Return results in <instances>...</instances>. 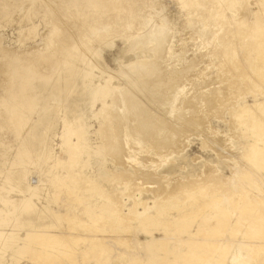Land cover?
Returning <instances> with one entry per match:
<instances>
[{
  "label": "rangeland",
  "instance_id": "rangeland-1",
  "mask_svg": "<svg viewBox=\"0 0 264 264\" xmlns=\"http://www.w3.org/2000/svg\"><path fill=\"white\" fill-rule=\"evenodd\" d=\"M189 1L190 2L194 1L191 4L192 6L189 4ZM262 1H264V0H207V1L206 0H197V1H195V0H187L186 1L185 0V4H183L184 0L183 1L182 0H159V1L158 0H0V47H1V49H0V198L2 200L5 199L4 197H6V198L12 197L13 199H17V200L18 199L23 200L25 198L30 199V197L32 196L31 191H29V192L28 191H25V192L20 191L21 190V184L26 183V182L23 181V182L17 184L14 182V179H13L15 176H12V174L15 175V173H17V171L23 170L25 168V170L28 171V174H29L28 175L29 182L27 183L28 185L34 187L35 182L41 183L43 181L44 185L40 184V185H43V187L41 186L42 187L41 189H43V190H41L42 194L44 192H45V194L51 193L52 195L59 194L60 199L58 200V198H57L58 202L56 203V201H55L54 203H52L53 204L52 208H54V210H56V211L58 210L57 212H61V214H64V213L66 214L69 211L70 214L74 213L75 216L77 217V219L82 218L83 220H87V217H88L87 215H88V213H90L89 210L87 209V207L92 206V205L94 206V204L92 202H89V201H85V200L83 201V199L80 198V196L81 197L83 195L86 196V194H84L85 190L83 191L81 189V191H80L79 186L73 185L74 183H69V182H66V184L63 185V182H62L63 179H61V178H63L62 176H64L63 174L66 172L67 168H65V167L62 168L61 166H60V168H58L59 166L52 168L50 166L51 165L50 162H49L50 165H49V163H47L48 165L45 164L44 166H40L38 164L39 162L36 163V161H40L39 157L38 158L36 157L37 158V160H36V159H34L35 158L34 156L31 158L33 159V161L34 160H36V161L32 162V160L30 159L31 162L29 161V163L25 164V163H21V157L17 156L18 152L20 154V152L23 151L21 149L22 148L21 144L23 143L22 137L25 136V134L27 135L29 132L28 129H30V124H29L30 122L28 120H30L31 122L38 120L37 110L42 105V100L39 98L41 96V92H42L41 90L42 89L38 85L45 83V81H46L45 77H48V76L50 77V76L54 75L53 78H55V77H57L58 74L65 73L66 68H67V67H65L66 63L68 64L70 62L69 64H74L76 62L78 65L81 64L80 68L82 66H84V68H86V65H87L86 60H89V59L91 60V58H89V57H92V60L94 59L95 62H97L102 67V69H105V70H108V69L111 70L112 69L111 71L114 72L112 74L113 77L111 75H108L105 77V79L107 78L106 80H109V79L113 78L110 81L111 85H113L114 83L118 84V82H122L123 80H126V78L121 79V77H124V76L126 77V75H125L126 73H127V75L137 73V72H135V69H134V66H136V65L132 64V62H129V61L131 59H134L137 55L140 56V54L142 52L144 53V54H141L143 56V60H144V57H147L149 63H151V64H146L147 67L151 66L154 68V66H158V68L160 70H163L161 72L162 78H160V80L158 78H155V79H157L155 82H151V81L149 82L148 81L149 78L146 80L144 78V80H141L142 82H145L144 84L154 83V84L147 85L148 86L147 89H149L148 91H150V92L147 93V91H146L145 94L144 93L140 94L138 91L135 92L136 88H131L132 90L135 89L134 91H130L131 89L130 90L128 89L130 91V92L127 91L128 94H126L127 92L124 91L121 95H118L119 97L120 96L123 97L121 99V101L119 99L116 100L118 102V104L122 102L123 103V104L121 103L122 106H121V104L118 105L116 101H115V103L117 106L113 105V104H112V106L113 107L115 106L116 109H118L116 111L123 113L125 111H129V110L133 109L137 104L138 107L137 106L136 107L139 109V112H141V113L144 112L142 115H145L146 112H147L146 114L151 113V115H153V116L155 115L153 118L158 116L159 111H162L160 113L164 112L163 115L161 114V116L159 114V116H160V117L158 116V120H160L159 122H158V120H155L158 122V123L156 122L157 125L155 126V129L157 127L159 128V126L161 127V125L164 124V125H162L163 128H161V129L159 128L158 130L156 129L155 133H157V131L158 132L162 131L161 133H163L166 130L167 133L164 132V134L165 133L168 134L171 131V127H172V129H174L173 127H175V126H176V129H179V128L181 129V133L184 129V131L187 134L190 133L189 134L190 136L185 134L186 136L181 135L182 136L181 137L180 136L181 133H179L178 138L179 139L181 138V139L177 142H178V144H181L183 142L181 145L185 144L187 148L184 147V145L181 146V145L177 144L178 145L177 148L182 147V148H184V150L182 148H179V149L176 148L175 149L174 146L171 144L170 139H169L168 143L172 147H170V145L167 142H165L166 144H163L164 143L163 141H162L163 143L162 142L157 143L158 141L155 142V139H153L156 137V136L152 135V133H154V132L151 131V133H148L150 131H147V133H145V131H143L141 133V131L140 132L138 131L135 133L136 135L133 134L134 136H132L134 139L136 138L135 136H137L136 141L131 140L130 142H128L130 144V146H128V143H126V142H124L125 144H123V142H122L123 146L121 145L120 142H115L117 144L112 143L115 145V147H114V145L111 144L112 146H110V148H115V149L117 148V150L116 151L108 150L109 153L104 152V154L107 153L105 155L110 157V158L107 157L109 159V161L112 162L114 159H115L114 160L115 162H116V160L119 161L118 156L120 155L122 157V159H120V161L118 162L119 164H117V162H116L117 165L116 164L115 165L117 167L121 164L120 166H122L124 168L130 167V170H132V171H134L135 169L139 170V168H140L141 172H143V169L147 167L144 171H146L148 169H151V170L153 169L155 172V175L160 176V175H158L160 173H161V176L162 175H166V176L170 175L169 177H172L170 180L175 179L176 182H178L177 180H179L180 182H183V181L186 182L188 180V178H190L191 176H192L191 178L195 179V175L197 176L199 174L203 176L204 173H206L205 168H207V166H205V165H207L206 164L207 162L209 163V165L212 164L211 166H213L215 168V170H216L215 173L219 172L223 176V178H227V179H225L227 182H229L230 178H234L235 171H233V169H232L233 165L239 166V168H240L239 174H241V172L243 171L241 174L242 176L239 179V182H240V180H243L246 178L245 180H243L244 183L242 181L240 182V184H239L240 186L237 184V183H239V182H237L238 180H236V182H235L236 186L234 185V187H233L232 184L228 185L229 187L227 186V188L229 190L232 189V192H229V193H231V194L234 193V194H232V199H230L231 201L226 200V202L224 201V203L220 204L221 208L224 207L222 210L226 209V213H227L226 215H225V213H223V211L218 212L219 211L218 208H220V207L217 208L214 203H212L211 205L209 204V206L207 205V207L206 206L202 207V204L205 202V200H203L205 195H208V196L212 195L214 192V190H213L214 188L212 189V187H211L210 191L212 190V192H210L208 189V191H207L208 194H206V192H204V191H201V189H197V188H196V190L193 189L194 191L191 190L192 192H196V193H194V195L198 198V202L192 201L190 203V201H188L186 199L178 200L180 198V197H178V195L181 194L182 196H184L183 195L184 193L182 194L181 192H184L185 190H189V189H187L188 187H183V188H186V189H184V191L182 190L183 188L175 187L176 191H173V192H175L176 194L173 196H175L176 198L174 200L175 202H173V203H177L179 201L180 204L178 202L177 204H174V205H177L178 207L181 205L180 207H183V209H184V207L185 208L188 207V210L187 209H184V210L186 212L188 211L189 213L191 212L188 215L193 216V220L191 221V222H193L192 228L187 230L185 228H178L175 226V224H171L170 227H167V229H163V227L160 226V227H158V229L160 228L158 230L156 228L157 226H155V227L153 226V227L148 228L149 230L146 231L148 233L144 232L145 230L142 227H140V224H139L140 219L145 217L146 215L147 216H149V215L153 216L154 214L155 215L157 214L156 212L158 210L162 211V209H164V211H162L163 215H160L161 218H158L159 219L158 222H161V223L162 222L165 223L166 220L167 221L174 220V217L178 216V212L176 210L172 209V205L169 207L168 204H164V202L166 203V201L162 202V200L160 198L158 199V194L157 195L155 194L156 192L159 191L158 188H160L162 190L161 187L166 188L165 186H168V185H171V188H173L174 185L171 183L170 180H169L170 183H169V181L165 182L164 180H162L163 182L162 181L159 182V181H156V179L153 180L150 178H148L149 180L148 179H144L142 181L139 180V182H138L139 185L137 187H135L136 190H134V192L132 191L133 194L129 193L128 194L129 196H127V198H126V196H124L127 199L126 203L124 204V207L127 209L133 208L131 211L132 213L130 212V214L133 216L135 215V217H134L135 220L132 221V223H131V225L134 229V230L132 229L134 233L133 232H132L133 234L128 233L131 236L124 234V233L123 234L122 233H111L110 227L104 226V228L101 232L102 235H100V236H97L98 234L94 235L95 238L97 236L99 238V240H98V238H96L95 241H90V242L94 243L92 245V243H89L88 237L90 238L93 236L86 237L87 240L85 242L78 240L79 237L77 238V236L81 232H82L81 234L84 236L85 235H92L91 233L86 232L82 227H81L82 230L79 227L75 231L77 234L75 232L70 233L74 237L70 236L68 234L69 232L67 233L66 231H64L63 233H60V232H62V229L67 228L68 222L65 221L63 219V217H61L60 220H58L57 217H54V218H52V221L53 222L55 221L54 225H57L58 227L54 226V228H52L48 232V234L50 233L49 234L50 235V241L46 240V242H45V240L39 239V238L37 239L35 237V235H33L32 236L33 238L31 237V239L29 240V243L31 245L28 244L29 249L34 248V250H37L38 252L47 250V251H44L45 252L44 256L46 258L45 257L43 258V254H40V256L38 254L37 255L38 257H37L30 250L26 251V254H28V252H29L28 255H26L25 252H24L25 255L24 254H22L21 256L19 255L20 253L17 252L18 248H16V247H18L17 238L25 236L26 229L23 226L20 227V226L16 225L17 222H14V221L12 222V220H14L16 217L15 214L11 215L14 212L13 211V209H14L13 205L11 203H8V206H6L7 205L6 202H4V200L2 201L0 199V216H2V219L6 218V219H9L11 221V222H8L7 220L2 221L0 224V228L2 227L0 229L1 230V232H0L1 233L0 243L1 244L3 243L2 245H4L3 247H1L2 245L0 246L2 248V250L0 248V251L2 252V253L0 252V256L3 254V252L5 250L8 251V252L6 251V253L4 252V254L2 255L4 258L0 257L1 258L0 260H2L1 261L2 264H3V262H4V264H12V263L17 264V262H18V264H38L41 262H42L41 264H47V263L48 264H52V263L58 264V262H60L59 264H61V263L62 264H75V263L76 264H203L204 262H208V261H209L208 262L209 264H240V263L245 264V263H247V261L249 259L251 261H249L250 263H247V264H264V248H263L264 247V242H263V240H264V237H263L264 236L263 235L264 234V213H263L264 212V208H263L264 207L263 206L264 200H262V199H264V196H263L264 194L262 195V193H264V192L263 191L261 192L260 189L253 188L249 184V183L259 179L257 177H259L261 174H264V170H258L257 171V169L255 167H253V165L246 164V163L244 165H248V166L245 167L243 165L244 161H241V163L243 162L241 164L243 166L242 167L241 165H239L240 160L238 158H232V155H230V157L227 156V154L229 155L233 152L239 153L241 151H244L243 145L246 146L247 142H251L253 139H255V134H257V133L261 134L262 131L259 132V130H261L259 127L253 128V126H251L249 124L250 122H248V123L237 122L235 125L237 128L234 129L235 134L232 135L233 131L230 129L229 124L226 122V121H230L231 120L230 118H232L231 116H229L230 114H229L228 109H225L224 113H223L226 121L224 119L223 120L218 119V117L215 116L216 111L220 110V108H222V105L227 103V101H229V99H226L229 96V95L226 96V94H229V91L231 93H233L232 98H234L235 95L239 96L240 93L243 91L240 96L244 95V98H242V99L239 98V99H241L240 101H239V99L235 100L236 105L243 104L244 100L248 103H253L255 101V99H256L255 97H253L250 94H245V92H244V90L247 91L246 89H249L248 87L250 86V85H247L244 83V77H245L246 72H247V74L251 73L252 78H255V81L257 82V84L259 83L262 86V88L264 87L263 86L264 81H262L264 79V77H263L264 76V70H263L264 69V66H263L264 65L263 64L264 63V50H263V48H264V26H263L264 25V8H263L264 5H262L263 4ZM248 2H249V4H251L250 6H248ZM187 3L189 5V8H188ZM184 5H186L187 7L185 6V8H184ZM196 5H198V6H196ZM244 5H247V6L245 7ZM260 6H261V9H259ZM244 9H246L247 11H244ZM258 11H260L261 14ZM237 12H239V13H237ZM245 13L246 14L249 13L248 17L247 16L245 17ZM239 14H240V16L242 15L241 17L244 16V18L242 19L240 16H238ZM259 14H260V16H259ZM230 18H231V20H230ZM246 18H247L248 24L257 25L258 29L260 28L259 31L257 32L258 34L257 33H251L249 31L248 26L245 24L246 22H243V23L240 22V20H246ZM229 21H230L231 25H228ZM191 23H193V24H201L202 23L205 28H208L209 34L205 31H201L198 28V30L201 31V34H200V31L198 32L197 28H195V26H193V24H191ZM238 23H240V24H238ZM259 23H261L263 25L260 24L261 25L260 26ZM74 24H76V25L74 26ZM146 24H148V25H146ZM201 25H198V27H201ZM146 26H147V28H146ZM238 27H239V29H238ZM78 28H79L80 32H78ZM211 28H212V30L213 29L214 30L212 31ZM246 29H248V30H246ZM239 30H240V32H239ZM195 31L198 34H196ZM55 32H58V33H55ZM74 32H75V35L77 36L76 39L78 41L74 38L75 37ZM77 32L80 34H77ZM155 32H156V34H155ZM202 32H203L204 36L202 35ZM204 32H205V34H204ZM210 32H211V35H210ZM206 33L208 34V36L206 35ZM214 33L216 34V36ZM48 35H50L51 37L47 38ZM52 35H54V36H52ZM58 35H60V36H58ZM209 35L211 36V41L209 40L210 38L208 39V37H210ZM212 35L215 38L214 37L212 38ZM45 36H46V39H45ZM141 37H143L144 40H140ZM151 37H153V38H151ZM199 37H200V39H199ZM201 37L203 40L201 39ZM205 37H207V40L205 39ZM143 38H141V39H143ZM220 38L222 39L221 41H220ZM79 39H81V40H79ZM129 40L130 41L132 40L131 44H130ZM208 40L210 41L211 44L209 43ZM75 41H77L78 44L80 46H82L83 49H79L81 47H79V45ZM108 41L110 42V44H108L109 43ZM140 41H142V42H140ZM153 41H155V42L153 43ZM161 42H162V44H161ZM165 42H167V43H165ZM204 42H205V44H204ZM72 43L74 44V46ZM102 43H103V45H102ZM111 43H114L113 44L114 46L111 45ZM142 43L143 44L145 43V44L143 45ZM76 44L78 47L76 46ZM81 44H83V45H81ZM148 44H149V47L147 48ZM150 44H151V46H150ZM234 44H236L235 45L236 49L234 48V50H233ZM257 44H259V45L257 46ZM131 45L133 47V50H130ZM134 45H138V48H137V46L134 47ZM159 46H160V49H159ZM68 47H70V48H68ZM88 47L90 49H88ZM95 47H96V50H95ZM132 47H131V49H132ZM212 47H214L215 49H213ZM221 47H222V49H220ZM100 48H101V51H100ZM134 48H135V51H134ZM140 48L142 50H140ZM80 50H82V51H80ZM139 50L141 53L139 52ZM156 50L157 51L159 50L161 55L159 54V51L157 52ZM212 50L213 51L215 50V52H216V50L217 51L219 50L220 54L218 52H216V53L214 52V54H213ZM232 50H233V52H232ZM236 50H238V52ZM246 50H249V51L246 52ZM164 51H167V52L164 54ZM228 51H230V52H228ZM258 51H260L259 52L260 54L258 53ZM85 52L88 53V55H89L88 57H86L84 55ZM93 52H95V53L97 52L98 55L100 54L101 56L99 55V57H98L97 53L95 54ZM101 52H104V53H101ZM155 52H157V54L159 56ZM202 52H203V54H202ZM224 52L227 54L225 55ZM234 52L237 55L239 54L238 55L239 59L235 60L236 55ZM127 53H128V55H127ZM248 53H249V55H248ZM221 54H223V55H221ZM229 54L231 56L232 55L233 56L230 57ZM94 55H96L97 58ZM244 55H245L246 59L244 58ZM246 55L248 58L246 57ZM49 56H50V58H49ZM123 56H125V57H123ZM149 56H151L155 60L152 59V62H151V59H149ZM160 56L162 59L164 57L165 58L163 60H161V59L159 60L158 58H160ZM218 56H220L222 59L220 57L218 58ZM101 57H102V59H100ZM122 57H123L124 61H123ZM155 57H157V58H155ZM226 57H228L227 58L228 60L226 59ZM48 58H49V60H48ZM252 58L256 61H254ZM260 58L263 61H261ZM78 59H79V61H78ZM119 59H120V61H119ZM218 59H221V60H218ZM224 59H226L227 61L225 62ZM233 59L235 60V63L232 62ZM157 60H159V62L161 61V63H159ZM117 61H119L120 63H118ZM154 61H155L156 65L154 64ZM167 61L170 65H168V63H166ZM213 61L215 62V65H214ZM239 61H241L243 63L241 64ZM157 62H158V64H157ZM162 62L167 64V67L165 65L166 68L163 67L164 64H162ZM245 62H247L248 64ZM258 62H259V64H257ZM57 63H59V64H57ZM224 63L229 65V66L225 65ZM230 63H232L233 66ZM249 63L251 66H249ZM26 64L28 66H26ZM124 64H125V66H124ZM237 64H238V66L239 65L240 66L235 67ZM243 64L245 65V67ZM246 64H247V67H249V68L246 67ZM119 65L120 66L122 65L124 67V69L128 68V66H130V67H129V69H127L128 71L125 70L126 71L125 72L122 66H121L122 69L120 70L121 67ZM171 65H172V67H170ZM252 65H254V66L256 65V67H254V66L252 67ZM258 65H259V67L257 68ZM174 66L177 67L176 70L174 69ZM34 67H35V70H34ZM151 67H150V69L148 68L149 71H151ZM225 67H228V68L225 69ZM232 67H234V68H232ZM243 67L248 69V70L243 69ZM251 67L254 69H252ZM29 68H31V69H29ZM168 68H170L171 70ZM202 68H203V70H202ZM27 69L32 71V72L34 70L33 74L31 75L30 74L31 72L29 73V71ZM118 69L120 71H122L124 75ZM167 69L170 71H168ZM230 69L231 70L233 69L232 71H234L236 73L232 72ZM4 70H6L8 73L6 74V71H4ZM173 70H174V73H173ZM176 71L179 75L176 73ZM180 71L183 72L182 74H184V75L186 74V75L185 76L182 75ZM189 71L191 72V74ZM240 71H242V72H240ZM253 71H255V72H253ZM257 71H258V73H256ZM50 72L52 73V75H49V74H51ZM171 72L173 75L172 74L170 75ZM231 72H232V74L233 73L234 74L232 75ZM238 72H240V74ZM116 73L117 74L120 73V74H118L119 76ZM222 73H224L223 76H221ZM27 74L31 75V76H28ZM115 74H116V76H118L117 77L118 80H117L116 76H114ZM152 74H154V73H152ZM174 74H176L177 77H176V75L174 76ZM243 74H244V76H241ZM180 75L182 77L184 76L185 78L184 77L182 78ZM227 75H229V77ZM20 76H23V78ZM24 76H26V77H24ZM131 76H133V75H131ZM166 76L170 79H166L167 78ZM218 76H220L222 78H220V77L218 78ZM178 77H181V78H178ZM234 77H235V79H234ZM215 78H217L216 81H215ZM259 78H263V79L259 80ZM120 79H121V81H120ZM163 79H166L164 85L160 84V82H164ZM173 79H175V81ZM179 79H182V80H179ZM205 79H208V80H205ZM222 79L225 82L222 81ZM52 80H50V81H52ZM169 80H170V83H169ZM228 80L230 82L234 81L233 82L234 87L233 88L230 87L231 90L229 88V91L226 93L222 89V86L224 88V85H227V83H230ZM238 80H240L241 86L239 85ZM146 81H147V83H146ZM208 81L210 82L209 83L210 86H208V88H207V85H208L207 82ZM212 81H213V83H212ZM221 81H222V84H221ZM226 81H227V83H226ZM137 82L140 84L139 81H137ZM199 82H201V83L199 84ZM237 82H238V84H237ZM256 82H254V83H256ZM206 83H207V85H206ZM117 84H114V85L116 86ZM165 84H167L168 87H167V85L165 86ZM169 84H171V86ZM153 85H156V86L153 87ZM260 85H259V87L261 88ZM169 86L172 88H170ZM220 86H221V88H220ZM210 87H212V88H210ZM241 87H242V90L240 89ZM167 88L169 91L166 90ZM234 88H235V90H237L236 92L233 91ZM172 89H174V90H172ZM193 89H194V91H193ZM215 89H217V90L215 91ZM212 90H214L216 92L214 94V97H213L214 92ZM220 90L223 94L225 92V94L221 95ZM240 90H241V92H239ZM263 90H264V88H263ZM132 93L134 95L137 94V96L140 94L138 98H141L140 96H142V94L146 95V96L143 95L141 100H142V102L146 101V102H144V103H146V105L149 104V102H150V104L147 105L148 107L146 105L142 106V105H139V103H136L137 101L134 100L136 98V96H133ZM162 93L163 94L166 93L165 95H167V94L168 95L165 96V95H162ZM203 93H205V94L207 93V95H205ZM216 94H218V95L220 94L219 95L220 98L218 97V95L216 96ZM259 94H261V93H259ZM259 94H257L258 99H262L263 96L259 95ZM42 95H43V92H42ZM70 95H68V97H70ZM187 95L190 96L191 98H193V97L198 98V100H199L198 101V105H199L198 107L199 108L195 105L194 106L196 108L195 107H193L192 109L190 108L191 110H189V108H187V109L184 108V110L186 109L185 110L186 112L184 110L180 109V107H184L183 105H185V103H186L185 101H186V98L188 97ZM202 95L203 96L205 95V97H207V98H205V101H207V102H209L210 97H212L211 101H210L211 103L210 102L206 103L205 101H203L204 97ZM246 95H247V97H246ZM236 96H235V99H236ZM68 97L66 98V96H65L66 100H68ZM127 97H129V99ZM167 97H168V99H167ZM201 97H202V101H200V99H199ZM37 98H38V100H37ZM208 98H209V101L206 100ZM108 99H109L110 103H112L111 102L112 98H108ZM124 99H125V101H124ZM126 99H127V101L129 100V102H128L129 104L133 103L132 106H134V105L135 106L132 107L131 105H129L127 103ZM221 99H222V101H221ZM66 100H64V104H65ZM122 100L124 102H126V104H128V106ZM133 100L136 102H134ZM137 100H139V99H137ZM170 100L172 101L174 106L171 102H169V103L172 105H170L168 103V101H170ZM175 100H176V102H175ZM131 101H133V102H131ZM213 101H215V103H217V104L221 102V104L219 105L218 109H217V107L215 109L214 106H212L215 110L212 108L214 111L211 110V112H210L211 105H213L212 104ZM237 101H239V102H237ZM238 103H240V104H238ZM49 104L52 107L51 112L53 114L56 115L58 110H59V115L64 113V111H63L64 106H65L64 104L62 106H58V105L52 104V101H50ZM124 104L129 109L127 107H125L126 109H124ZM151 105H152V107H151ZM209 105H210V107H209ZM141 106L142 107L145 106L144 109L145 108L146 109L145 110L143 108L141 109ZM202 106H203V109L200 108ZM207 106H208V109H207ZM101 107H102L101 103L98 102V104L96 106V110L97 109L100 110L99 108H101ZM136 107L134 109H136ZM167 108H169L170 110ZM171 109H174L176 111H172ZM179 109L182 111H180ZM198 109H200V110H198ZM112 110H115V108L109 109L108 113H110V111L112 113ZM167 110L169 111V116H168ZM192 110H193V114L189 115V113ZM205 110L206 111L209 110L210 114L208 115V113ZM148 111H149V113H148ZM165 111L167 112V116L169 118L165 115V113H166ZM156 112L158 114H156ZM172 112L175 114H173ZM182 112H183V114H182ZM184 113H188V116H187V114H184ZM179 114H181L182 117H181V115L178 117ZM194 114H195V116H194ZM203 114H204V118L203 117L200 118V115L202 116ZM206 114L210 117H208ZM24 115H26V116H24ZM191 115H193V118L189 117ZM164 116H166V119L164 118ZM175 116L178 118V120L176 119ZM171 117H172L173 121H175V119H176L178 122L176 121V124H175L172 120L170 121ZM185 117H188V118H185ZM195 117L198 118L199 121H202L203 124H204V122H206V123L208 122V124H210V126L215 130V133L217 134V136L221 135L220 136L221 138L220 137H214L213 138L212 136H209L208 140H206L207 142H209L210 144L213 143L214 146H216L218 148L219 147L222 148V146L226 147V145L230 146L231 149L228 148L227 149L228 151L225 148L226 152H224V154H223L224 157L222 159H221L222 154L220 155L215 150L216 148H213L212 146H211L212 148L210 146H208L207 148H203L204 138L202 137L203 136L202 134L205 133L204 128H203V126L200 127L199 124L194 125L195 123L193 122V119ZM163 118H164V120H163ZM167 118L169 119L168 121H166ZM182 118H185V119H182ZM200 119H202V120H200ZM24 121H26V122L28 121L29 123H27L24 126V124L26 123ZM91 121H93V122H91ZM91 121L89 120L90 124L93 126L92 132H94V131L98 130V128H99V126L97 124L98 122L97 121L95 122V119H92ZM179 121H180V123H179ZM181 122L183 124H181ZM125 123L126 122L124 120V125H125ZM190 123L192 124L191 126L188 125ZM242 123L245 125H243ZM22 124H23V126H22ZM60 124L62 125V123L59 122V127L57 130L58 136L54 138V145H55L54 151H55L58 159L62 160V162H63V161L68 160V154L66 152L67 145L66 144L63 145V143H62L63 141H61L62 139H60V135L62 133V127L60 126ZM158 124H159V126H158ZM180 124L182 126L185 124L183 126L184 128H182V126H180ZM28 125H29V127H28ZM170 125H173V126L170 127ZM168 126L170 127V129L168 128ZM195 126L200 127L202 129L201 132L203 131V133H201L200 129L198 127L196 128ZM188 127H189V130H188ZM17 128H18V131H17ZM45 128L46 127L44 126L43 129H45ZM185 128H186V130H185ZM205 128H206V125H205ZM195 129L198 131H196ZM184 131H183V133H184ZM191 132L192 133L194 132L195 134L191 135ZM196 132L197 133L200 132V134H197ZM140 134L141 135L144 134V136L146 135L147 137L146 136L145 137L140 136ZM236 134H239V135L237 136ZM235 135L237 137H235ZM50 136H52V135H50ZM138 137H140V139H138ZM73 138L75 139V141H77V138H75V136H73ZM93 138L96 141V137L94 136ZM74 139H72V141H74ZM124 139L126 141V137ZM137 140H140V141L137 142ZM147 140L149 143L147 142ZM219 141L221 143V146H220ZM224 141H226V142H224ZM119 143H120V145H118ZM131 144L133 145L132 147H134V148L131 147ZM143 144L144 145L146 144L148 149H146L147 147H145ZM147 144H150V146H152L154 144V146L152 148ZM173 144H175V143H173ZM125 145H127V147ZM136 145L140 147V148L138 147L139 150L135 149V148H137ZM217 145H219V146H217ZM121 146L122 147L125 146L124 148H126V150H127V148L129 149V150H127V153H126V150L124 148H122ZM159 146H161V147L163 146V147L160 148ZM167 146H169V148H167ZM19 147H20V149H19ZM141 147L145 148L146 151L143 148L141 149ZM149 147H150V150H149ZM157 148H159L161 150V153L163 155L161 153H159V155L161 154L162 157L156 153V152H158V151H156ZM173 148L175 150H178V151L176 152ZM169 149H170V153L168 152ZM122 151H124V152H122ZM128 151L129 152L131 151V153H133V154L129 153ZM134 151H136V152H134ZM144 152L147 154H144ZM216 152H217V154H216ZM113 153L114 154L116 153L115 155H117V153H118V156H115V155L113 156L112 155ZM120 153H122V154H120ZM124 153H126V155H124ZM164 153H166V154H164ZM108 154H111V155H108ZM140 154L141 155L144 154L143 158ZM156 154L160 157L161 160L159 159V157H156L157 156ZM167 154H168V156H167ZM218 154H219V156H218ZM145 155L147 158H148V156L156 157V159H155L156 163L154 162V160L150 161V162H152V164H151L152 166H151L150 163H143V161L140 162L143 159L145 160V158H146ZM111 156H112V158L113 157L114 158L112 159ZM116 157H117V159H116ZM196 157H197V159H195ZM17 158H19L20 162L17 160ZM139 159H140V161H139ZM157 159H158V161H160V162H158V166H157ZM162 159H164V160H162ZM114 161L111 163V165L115 163ZM131 161H135L136 163L131 162ZM162 161H165V162H162ZM171 161H172V163H170ZM124 162L127 164H125ZM122 163H124V165H126V166H123ZM140 163H141V166L135 165V164L139 165ZM173 163H174V165L176 164L175 168H174ZM14 164H16V165H14ZM35 164H37V165H35ZM153 164H155L154 166L156 167V169L153 166ZM21 165L23 167H21ZM133 165L136 167H134ZM143 165H146V166L144 168H141V167H143ZM47 166H49V167H47ZM249 166L252 167L253 169H255V173H254V170L252 168H250ZM122 167H118V168H122ZM150 167H153V168H150ZM249 168H250V170H249ZM244 169L245 170L247 169L248 172H247V170L245 171ZM40 170L45 174H43L41 172V174H42L41 175ZM36 171H37V173H36ZM203 171H205V172H203ZM249 171H250V173H249ZM256 171L259 173H257ZM251 173H252L253 177L255 176L254 178L251 177V175H250ZM244 174L247 176H245ZM258 174H259V176H258ZM173 175H175V176H173ZM176 176H177V179L175 178ZM185 177H187V178H185ZM247 178H249L250 181ZM9 179L10 180L12 179L11 180L12 182L9 181ZM185 179H187V180H185ZM147 180H148L149 185L152 184L155 187V188L151 187L152 185L149 186V187H151L152 191L150 190L149 187H147L148 186V183L146 182ZM51 182H54V183H51ZM155 182H157V183H155ZM160 183H163V184H160ZM166 183L168 185H166ZM241 183L243 184V187H242ZM105 184H106L105 188H110L109 187L110 185H108V183H105ZM140 184L141 185L143 184V187L142 186L139 187ZM144 184H145V187H144ZM204 184H206V183H204ZM260 184L264 190V185L262 183H260ZM67 185L70 188L72 187L71 188L72 192L67 189L68 188ZM155 185L157 186V189H156ZM235 187L239 188V189H236ZM140 188L142 189V191ZM143 188L144 189L148 188V189L143 190ZM233 188H235V189H233ZM243 188H244V190H243ZM154 189H156L157 191ZM197 190L199 191V193ZM202 190H203V188H202ZM229 190H226V191H229ZM246 191H248V193L246 195L248 198H246L244 195V193L246 194ZM177 192H180V194L179 193L177 194ZM202 192H204V193H202ZM240 192L242 193L241 194L242 196L240 195ZM19 193H20V195H19ZM256 194H258V195H256ZM260 194H261V196H260ZM233 195H236V196L233 197ZM19 196L21 197V199ZM156 196H157V198H156ZM200 196H203V197L199 198ZM240 196L245 197V198H241ZM128 197H130V198L128 199ZM133 197L136 198V201H137V199L141 200L142 203L138 200V204L136 205L133 202L135 200V199H133ZM254 197L255 198L257 197V198L254 200ZM34 198H35V202L37 201L36 203H39L38 204L39 206L42 204V202L44 204H46V202L44 201L43 198H41V200H38L36 198V196ZM249 198H251V199H249ZM245 199H246V201H248V199H249V201L251 200V202L248 201L250 203V205L248 202L245 201ZM160 200L162 203H160ZM185 200L187 201V204H186ZM252 200H254L255 202H252ZM157 201H159V202L157 203ZM261 201H263V203ZM146 202H147V204H146ZM183 202L185 205L183 204ZM192 203H193V205H192ZM251 203H252V205H251ZM258 203H259V205L262 203L260 205L261 207L258 205ZM133 204H135V205H133ZM143 204H144V206H143ZM139 205L140 206L142 205V206L140 207ZM145 205H146V208H144ZM246 207H248L247 209L249 211L248 210L243 211V210H245ZM170 208H171V210H168ZM140 210H141V212H144V211L145 212L140 214L141 213ZM142 210H144V211H142ZM253 210H255V211H253ZM250 211L251 212L253 211V213L251 214ZM152 212H153V214H151ZM248 212L251 215H249ZM261 212H262V214H261ZM244 213H247V214H245L243 216ZM6 214H7V216H6ZM9 214L11 215V217ZM138 214L140 216H138ZM14 215H15V217H14ZM228 215H230V216H228ZM217 216H219L220 218L219 217L217 218ZM224 216H225V218L223 219ZM240 217H241V219L242 218H245V219L241 220ZM56 219H57V221H56ZM176 219L178 220V217ZM228 219H229V221H228ZM239 220H240V222H239ZM223 221L225 224H223ZM60 222H61V225L56 224V223L60 224ZM13 223H16V224H13ZM200 223L203 226L204 230L206 231L203 233V234L206 233L205 239H204L205 235H203L202 238H199V237L194 238V234L197 233V230L199 228ZM238 223H240V224H238ZM254 224H255V227H252V226H254ZM233 225H234V227H233ZM250 225H252V226H250ZM15 226H18V227H15ZM248 226L250 227L249 230H248ZM261 226H262L263 230H260ZM11 227L13 229H10ZM61 227H62V229L60 230ZM223 227H224V229H223ZM170 228H172L173 230H171ZM251 228L252 229L256 228V229H253L255 231H252ZM9 229L12 231H10ZM20 229L23 232L22 231L18 232V230H20ZM180 229H182V230L180 231ZM215 229L216 230L220 229V230H218V231H220L219 234H217L218 231L216 232ZM53 230H56V231H53ZM232 231L233 232L236 231L235 232L236 235ZM7 232H9V234ZM106 232H107V235H106ZM151 232H153V233H151ZM222 232H223V235L221 234ZM251 232H253V233H251ZM261 232L263 233L262 234L263 236L260 235ZM53 233H55V234H53ZM64 234L65 235L68 234L65 237L66 239L63 236ZM103 234H105L104 235L105 237L103 236ZM246 234H248V236L250 235L251 237L250 236L248 237ZM252 234H254V235L258 234V235L252 236ZM12 235H14V236H12ZM57 235L62 238L61 239L62 241H60V242H63V243L62 244L60 243L61 245H59V243H54L52 241L57 237ZM217 235H219L218 236L219 238L217 237ZM116 236L117 237L121 236V238H124V240H128L132 236L133 237L131 239H129L128 241H125V243H127V244H125L124 242H122V240L120 241L119 238H116ZM14 237H15V239H14ZM255 237H256V239H255ZM70 238L71 239L74 238L72 240V242H71ZM215 238L218 239V242L220 240H222V241H220L221 243L215 242V241H217V239H215ZM6 239H8L9 241H11L13 243L12 244L9 243V241ZM13 239H14V241H12ZM32 239L34 241H32ZM75 239H77V241H75ZM115 239H116V241L121 242V244L119 242H116ZM158 239H160L161 242H156V240H158ZM162 239H164V240L162 241ZM198 239H200V240H198ZM201 239H202V241H201ZM102 240H103V242H100ZM3 241L4 242L6 241L5 242L6 245ZM39 241H43L44 243H46L45 246H42L44 244L43 242H41V244L39 245L38 244ZM66 241L69 242V244L65 243ZM73 241L75 242V245H74ZM98 241L102 245H100L98 243ZM138 241H139V243H138ZM188 241H189L190 245H189V243H187ZM195 241H197L198 243L202 242V243H200L201 246H199V244ZM203 241H205V242H203ZM207 241L209 244L211 243V245H209L208 243L206 244ZM246 241H247V243H246ZM50 242H51V245H50ZM76 242H77V244L82 243L81 246H80V244L77 245ZM212 242H215V243H212ZM15 243L17 245H13ZM35 243L37 244V246ZM104 243H105V245H104ZM229 243H230V246H229ZM12 245L14 246V249H13ZM72 245L75 247V249L73 248ZM76 245L79 247H76ZM222 245L224 248L228 249V254H225L223 252V250L221 249ZM240 245L241 246L243 245V246L240 247ZM244 245H246V246L248 245V246L245 247ZM5 246H7V247H5ZM49 246H51L53 248L51 249ZM56 246H57V248H54ZM228 246L230 249L228 248ZM4 247H5V249H4ZM98 247H100V248H98ZM69 248H71L72 251ZM104 248H106V251H104ZM192 248L194 249L193 252L191 251V250H193ZM68 249L71 252L67 251ZM98 249L102 250L103 252H101V251L98 252ZM188 249H190V250H188ZM218 249H220V250L217 252ZM13 250L16 252V255H15V252ZM213 250H215V251H213ZM58 251H61L62 254H60V252L58 253ZM73 251L75 254L74 253L72 254ZM13 252H14V255H13ZM190 252H192L191 256H190ZM181 253H183V254H181ZM185 253H186V257L190 256V258H186L185 256H183ZM222 254H225L226 257ZM30 255H31V257H30ZM219 255L223 261L221 260ZM207 256H208V258H207ZM35 257H37L38 260ZM40 257H41V260H40ZM73 257H74V259H72ZM243 257L244 258L246 257L248 260L247 261L246 260H243V261L240 260ZM32 258L34 259L33 261H32ZM197 258L198 259L200 258V259L198 260ZM253 258H255V259H253ZM236 260H238V261H236ZM55 262H57V263H55ZM171 262H173V263H171ZM208 263H204V264H208Z\"/></svg>",
  "mask_w": 264,
  "mask_h": 264
},
{
  "label": "bare ground",
  "instance_id": "bare-ground-1",
  "mask_svg": "<svg viewBox=\"0 0 264 264\" xmlns=\"http://www.w3.org/2000/svg\"><path fill=\"white\" fill-rule=\"evenodd\" d=\"M159 1V0H158ZM183 1V0H182ZM187 1V0H186ZM195 1H197V0H195ZM207 1V0H206ZM111 2V1H110ZM192 2H194V1H192ZM192 2H190L189 1V4L191 5L192 4ZM205 2V1H204ZM250 2V1H249ZM249 2H248V6H250L251 4H249ZM263 2V4L262 5H264V1H262ZM261 3V2H260ZM183 4H185V0H184V3ZM112 5V4H111ZM187 5H188V3H187ZM195 5V4H194ZM258 5V4H257ZM261 5V6H262ZM110 6V5H109ZM108 6V7H109ZM185 6L186 5H184V8H185ZM192 6V5H191ZM196 6H198V5H196ZM245 7L247 6V5H244ZM261 6L259 7V9H261ZM187 7V6H186ZM242 7V6H241ZM240 7V8H241ZM244 7V8H245ZM263 7V6H262ZM170 8V7H169ZM188 8H189V5H188ZM248 8V7H247ZM258 8V7H257ZM264 8V7H263ZM249 9V8H248ZM126 11V10H125ZM243 11V10H242ZM244 11H247L246 9H244ZM112 12V11H111ZM131 12V11H130ZM205 12V11H204ZM258 12H260V11H258ZM151 13V12H150ZM190 13V12H189ZM237 13H239V12H237ZM236 13V14H237ZM243 13V12H242ZM159 14V13H158ZM244 14V13H243ZM258 14V13H257ZM260 14H261V12H260ZM260 14H259V16H260ZM83 15V14H82ZM121 15V14H120ZM235 15V14H234ZM233 15V16H234ZM248 15H249V13H245V17L247 16L248 17ZM238 16H240V14L238 15ZM242 16V15H241ZM240 16V17H241ZM258 16V17H259ZM228 17V16H227ZM84 18V17H83ZM191 18V17H190ZM236 18V17H235ZM242 19L244 18V16L243 17H241ZM260 18V17H259ZM227 19V18H226ZM230 20H231V18H230ZM235 20V19H234ZM240 20V19H239ZM238 20V21H239ZM157 21V20H156ZM257 21V20H256ZM193 22V21H192ZM227 22V21H226ZM240 22L241 23H243V22H246L245 24L248 26V28H249V31L251 32V33H257L258 31H259V29H258V26L257 25H253V24H248L247 23V18H246V20H240ZM81 23V22H80ZM79 23V24H80ZM98 23V22H97ZM96 23V24H97ZM169 23V22H168ZM229 24L228 25H231V23H230V21L228 22ZM102 24V23H101ZM109 24V23H108ZM191 24H193V23H191ZM202 24V23H201ZM193 24V26H195V28H197V30H198V28L201 30V31H205V32H207L208 34H209V30H208V28H205L204 27V25L202 24ZM238 24H240V23H238ZM261 23H259V25H260ZM76 24H74V26H75ZM130 25V24H129ZM146 25H148V24H146ZM198 25H201V27H198ZM261 25H263V24H261ZM260 25V26H261ZM133 26V25H132ZM264 26V25H263ZM78 27V26H77ZM98 28V27H97ZM101 28V27H100ZM99 28V29H100ZM146 28H147V26H146ZM157 28V27H156ZM194 28V29H195ZM262 28V27H261ZM76 29V28H75ZM161 29V28H160ZM227 29V28H226ZM236 29V28H235ZM234 29V30H235ZM238 29H239V27H238ZM77 30V29H76ZM105 30V29H104ZM153 30V29H152ZM190 30V29H189ZM196 30V31H197ZM200 30H198V32L200 31ZM211 30H212V28H211ZM210 30V31H211ZM214 30V29H213ZM212 30V31H213ZM243 30V29H242ZM246 30H248V29H246ZM61 31V30H60ZM95 31V30H94ZM93 31V32H94ZM145 31V30H144ZM149 31V30H148ZM147 31V32H148ZM162 31V30H161ZM192 31V30H191ZM195 31V33L196 34H198L197 32ZM201 31H200V34H201ZM228 31V30H227ZM78 32H80V30H79V28H78ZM77 32V34H80V33H78ZM97 32V31H96ZM151 32V31H150ZM193 32V31H192ZM205 32H204V34H205ZM232 32V31H231ZM239 32H240V30H239ZM246 32V31H245ZM55 33H58V32H55ZM54 33V34H55ZM194 33V34H195ZM206 33V35L208 36V34ZM216 33V32H215ZM214 33V34H215ZM247 33V32H246ZM52 34V33H51ZM92 34V33H91ZM149 34V33H148ZM152 34V33H151ZM155 34H156V32H155ZM168 34V33H167ZM217 34V33H216ZM216 34H215V36H216ZM258 34V33H257ZM62 35V34H61ZM74 35H75V32H74ZM140 35V34H139ZM202 35H203V32H202ZM210 35H211V32H210ZM209 35V36H210ZM222 35V34H221ZM247 35V34H246ZM251 35V34H250ZM52 36H54V35H52ZM58 36H60V35H58ZM204 36V35H203ZM49 37H51L50 35H48V37L47 38H49ZM76 35H75V39H76ZM139 37V36H138ZM144 37V36H143ZM143 37H141V38H143ZM147 37V36H146ZM162 37V36H161ZM214 36L212 35V38H213ZM220 37V36H219ZM223 37V36H222ZM255 37V36H254ZM260 37V36H259ZM73 38V39H74ZM140 38V40H144V38L143 39H141ZM151 38H153V37H151ZM210 38V39H209ZM215 38V37H214ZM45 39H46V36H45ZM74 39V40H75ZM139 39V38H138ZM165 39V38H164ZM163 39V40H164ZM199 39H200V37H199ZM201 39H202V37H201ZM205 39L207 40V37H205ZM208 39L211 41V36L210 37H208ZM227 39V38H226ZM252 39V38H251ZM77 40V39H76ZM79 40H81V39H79ZM161 40V39H160ZM203 40V39H202ZM201 40V41H202ZM208 40V41H209ZM213 40V39H212ZM222 39L220 38V41H221ZM262 40V39H261ZM23 41V40H22ZM78 41V40H77ZM77 41H75L77 44H78V42ZM113 41V40H112ZM130 41V40H129ZM132 41V40H131ZM131 41H130V44H131ZM135 41V40H134ZM138 41V40H137ZM165 41V40H164ZM207 41V42H208ZM210 41H209V43H210ZM226 41V40H225ZM256 41V40H255ZM45 42V41H44ZM85 42V41H84ZM109 42V41H108ZM136 42V41H135ZM140 42H142V41H140ZM139 42V43H140ZM149 42V41H148ZM155 41H153V43H154ZM206 42V41H205ZM205 42H204V44H205ZM250 42V41H249ZM71 43V42H70ZM74 43V42H73ZM72 43V44H73ZM86 43V42H85ZM104 43V42H103ZM103 43H102V45H103ZM133 43V42H132ZM165 43H167V42H165ZM47 44V43H46ZM77 44H76V46H77ZM108 44H110V42L108 43ZM114 43H111V45H113ZM135 44V43H134ZM143 44V43H142ZM145 44V43H144ZM143 44V45H144ZM160 44V43H159ZM158 44V45H159ZM161 44H162V42H161ZM169 44V43H168ZM211 44V43H210ZM225 44V43H224ZM253 44V43H252ZM79 45V44H78ZM81 45H83V44H81ZM139 45V44H138ZM138 45H134V47H136L137 46V48H138ZM154 45V44H153ZM214 45V44H213ZM227 45V44H226ZM235 45L236 44H234V47H233V50H234V48H235ZM259 44H257V46H258ZM73 46H74V44H73ZM114 46V45H113ZM150 46H151V44H150ZM163 46V45H162ZM167 46V45H166ZM3 47V46H2ZM78 47V46H77ZM79 47H81V48H79V49H83L82 48V46H80L79 45ZM84 47V46H83ZM104 47V46H103ZM106 47V46H105ZM131 47H132V45H131ZM131 47H130V50H133V47H132V49H131ZM140 47V46H139ZM149 47V44L147 45V48ZM157 47V46H156ZM224 47V46H223ZM255 47V46H254ZM68 48H70V47H68ZM67 48V49H68ZM76 48V47H75ZM102 48V47H101ZM101 48H100V51H101ZM107 48V47H106ZM136 48V49H137ZM144 48V47H143ZM213 49H215L214 47H212ZM226 48V47H225ZM238 48V47H237ZM251 48V47H250ZM0 49H1V47H0ZM5 49V48H4ZM66 49V48H65ZM88 49H90L89 47H88ZM94 49V48H93ZM99 49V48H98ZM112 49V48H111ZM145 49V48H144ZM143 49V50H144ZM159 49H160V46H159ZM217 49V48H216ZM220 49H222V47L220 48ZM236 49V48H235ZM72 50V49H71ZM78 50V49H77ZM95 50H96V47H95ZM108 50V49H107ZM140 50H142L141 48H140ZM140 50H139V52H140ZM147 50V49H146ZM162 50V49H161ZM233 50H232V52H233ZM263 50H264V48H263ZM79 51V50H78ZM80 51H82V50H80ZM85 51V50H84ZM83 51V52H84ZM134 51H135V48H134ZM153 51V50H152ZM155 51V50H154ZM157 51V50H156ZM159 51V50H158ZM157 51V52H158ZM213 51V50H212ZM211 51V52H212ZM237 52H238V50H236ZM247 51H249V50H246V52ZM89 52V51H88ZM92 52V51H91ZM99 52V51H98ZM157 52H155L156 54H157ZM167 51H164V54L166 53ZM214 52H215V50L212 52L213 54H214ZM216 52H220L219 50L217 51L216 50ZM215 52V53H216ZM226 52V51H225ZM224 52V53H225ZM228 52H230V51H228ZM240 52V51H239ZM260 51H258V53H259ZM67 53V52H66ZM90 53V52H89ZM93 53H95V52H93ZM97 53V52H96ZM95 53V54H96ZM101 53H104V52H101ZM129 53V52H128ZM128 53H127V55H128ZM131 53V52H130ZM135 53V52H134ZM141 53V52H140ZM154 53V54H155ZM235 53V52H234ZM10 54V53H9ZM72 54V53H71ZM91 54V53H90ZM132 54V53H131ZM130 54V55H131ZM141 54H144L143 52L141 53ZM140 54V56L139 55H137L134 59H131L129 62H132V64H134V65H136V66H134V69H135V72H137L136 74L134 73V74H130V75H127V73L125 74L126 75V77L124 76V77H121V79L122 78H126V80H123L122 82H118V84L117 83H114V84H117L116 86L113 84V85H111V80L113 79V78H111V79H109V80H106L105 79V77L106 76H108V75H111L112 77H113V73L114 72H112L111 70H105V69H102V67L97 63V62H95V60L93 59L92 60V57H89V58H91V60L89 59V60H86V68H84V66H82L81 68H80V65H78L76 62V64L78 65H76L75 63V65L74 64H67L66 63V66L65 67H67L66 68V72L65 73H60V74H58L57 75V77H55V78H53L54 77V75H52V73L51 74H49V75H52V76H48V77H45L46 78V81H45V83H43V84H39L38 86L42 89L41 91L43 92V95H42V92H41V96L39 97L41 100H42V105L38 108V110H37V114H38V120H35L34 122L32 121H30V120H28L27 122L26 121H24V122H26L25 124H24V126L27 124V123H29L30 124V129H28L29 130V132H28V134L26 135L25 134V136H23L22 137V141H23V143L21 144L22 145V150L23 151H21L20 152V154H19V152H18V155L17 156H20L21 157V163H29V161H30V159L32 160V162H34V161H36L37 160V158L39 157V159H40V161H36V163H38L40 166H44L45 164H47V163H51V165H50V163H49V165L53 168V167H58V168H60V166L63 168V167H65V168H67L66 169V172L63 174L64 176H62L63 178H61V179H63V185H65L66 184V182H69V183H74L73 185H77V186H79V189H80V191H81V189L84 191L85 190V193L84 194H86V196H80V198L81 199H83V201L85 200V201H89V202H92L93 204H94V206L92 205V206H89V207H87V209L89 210V212L90 213H88V217H87V220H83L82 218H79V219H77V217L75 216V214L73 213V214H70L69 213V211L64 215V214H61V212H57L56 210H54V208H52V203H54L55 201H56V203L58 202L57 201V198H58V200L60 199L59 198V194H54V195H52L51 193H46L45 194V192L42 194L41 193V190H43V189H41L42 187H43V181L41 182V183H39V182H35V186L33 187V186H30V185H28L27 183L29 182V179H28V171H26L25 170V168L23 169V170H19V171H17V173H15V175H13L12 174V176H15L13 179H14V182L15 183H17V184H19V183H21V182H26V183H22L21 184V192H25V191H31V197H30V199H27V198H25V199H23V200H17V199H13L12 197L10 198H6V197H4L5 199H3L4 200V202H6V206H8V203H11L12 205H13V207H14V209H13V213L11 214V215H13V214H15L16 215V217H15V215H14V217H15V219L14 220H12V222L14 221V222H17V224L16 223H13V224H16V225H18V226H20V227H24L25 229H26V234H25V236H23V237H19V238H17V242H18V247H16V248H18L17 249V252H19L20 254V256L22 255V254H24V252H25V254H26V251H31L34 255H38L39 254V256H40V254H43V258L45 257L44 255H45V252L44 251H47V250H44V251H37V250H34V248L33 249H29V245H31L30 243H29V240L31 239V237L33 236V235H35V237L38 239H43V240H45V242H46V240H49L50 241V233L48 234V232L52 229V228H54V226H57V225H54V222L52 221V218H54V217H57L58 218V220H60V218L61 217H63V219L65 220V221H67L68 222V226H67V228L66 229H62V227L60 228V230L62 229V232H60V233H63L64 231H66L70 236H73V235H71L70 233H73V232H75L79 227H80V229H81V227L86 231V232H88V233H91L92 235H82L81 233L77 236V238H78V240L79 241H86L87 239H86V237H88V236H93V237H88V240H89V243H92V242H90V241H95V239L96 238H98L97 236H100V235H102L101 234V232H102V230H103V228H104V226H108V227H110V229H111V233H124V234H127V235H129V236H131L130 234H133L134 232H133V227H132V225H131V223H132V221H134L135 219H134V217H135V215L133 216V215H131L130 214V212L132 211V209L133 208H129V209H127V208H125L124 207V204L126 203V198H127V196H129L128 194L129 193H132V191L134 192V190H136V188L135 187H137L139 184H138V182H139V180L140 181H142V180H144V179H148V178H150V179H153V180H155L156 179V181H162V180H164L165 182H168L172 177H169V176H166V175H162L161 176V173L160 174H158V175H160V176H157V175H155V172H154V170L152 169H148V170H146V171H144L146 168H144L146 165H143V167H141V168H144L143 169V172H141V169L139 168V170L138 169H135L134 171H132V170H130V167L129 168H127V167H122V166H118V167H122V168H118L116 165L117 164H119L118 162L120 161V159H122V157L119 155L118 156V153H117V155H115L114 153L112 154L113 156L115 155V156H118V158H119V161H117L116 160V162H117V164H116V162L114 163V164H112L111 165V163L113 162H110L109 161V159L107 158V157H109V156H107V155H105V154H107V153H105L104 154V152H108V150H110V151H116L117 150V148L115 149V148H110V146H112V145H114V144H112V143H115V142H120L121 143V145H122V142H123V144H125L124 142H126V143H128V142H130L131 140H133V141H136V138H137V136H135L136 138L134 139L132 136H134V135H136L135 133L136 132H140L141 131V133L143 132V131H145V133H147V131H150V132H148V133H151V131L152 132H154V133H152V135L153 136H156L155 138H153V139H155V142L156 141H158L157 143H159V142H162L163 144H166L165 142H169V139L171 140L170 142H171V144L174 146V148L176 149L177 148V146L178 145H181V144H178V142L177 141H179L180 139L178 138L179 137V133H181V129L179 128V129H176V126L175 127H173L174 129H172V127L171 126H173V125H170V127H171V131H170V133H168V134H166L167 132H166V130L164 131V132H166L165 134H164V132L163 133H161L162 131H160V132H158L157 131V133H155L156 132V129L158 130L159 128L161 129V128H163V126L162 125H164V124H162L161 125V127L159 126V124H158V126H159V128L157 127L156 129H155V126L157 125V123L160 121V120H158V116H159V114H160V116H161V114L163 115V113H160V112H162V111H159V114L156 112V114H158V116L157 117H155V118H153L154 116L153 115H151V113H149V111H148V113L149 114H146L145 113V115H142L143 113H141V112H139V109L137 108L138 107V105L136 104V103H139V105H146V103H144V102H146V101H144V102H142V100H141V98H142V96L146 93V91H147V93L148 92H150V91H148L149 89H147L148 88V86L147 85H150V84H154V83H150V84H144L145 82H142L141 80H144V78H145V80L146 79H148L149 78V82L151 81V82H155L157 79H155V78H158L159 80H160V78H162V76H161V72L163 71V70H160L159 68H158V66H154V68L153 67H151V66H149V67H147L146 66V64H151V63H149V61H148V59H147V57H144V60H143V56ZM155 54V55H156ZM159 54L161 55V53H160V51H159ZM202 54H203V52H202ZM220 54V53H219ZM218 54V55H219ZM227 53H225V55H226ZM251 54V53H250ZM260 54V53H259ZM50 55V54H49ZM74 55V54H73ZM77 55V54H76ZM79 55V54H78ZM86 57H88L89 55H88V53L87 52H85V54H84ZM93 55V54H92ZM100 55V54H99ZM99 55H98V53H97V56L99 57ZM129 55V56H130ZM158 55V54H157ZM156 55V56H157ZM217 55V54H216ZM221 55H223V54H221ZM230 55V54H229ZM235 57H236V59L235 60H237V59H239V54L237 55L236 53H235ZM248 55H249V53H248ZM6 56V55H5ZM48 56V55H47ZM57 56V55H56ZM96 58H97V56L96 55H94ZM101 56V55H100ZM145 56V55H144ZM159 56V55H158ZM163 56V55H162ZM176 56V55H175ZM215 56V55H214ZM233 56V55H232ZM231 55H230V57H232ZM260 56V55H259ZM262 56V55H261ZM74 57V56H73ZM80 57V56H79ZM103 57V56H102ZM102 57L100 58V59H102ZM123 57H125V56H123ZM123 57H122V59H123ZM177 57V56H176ZM220 56H218V58H219ZM242 57V56H241ZM246 57H247V55H246ZM250 57V56H249ZM263 57V56H262ZM49 58H50V56H49ZM49 58H48V60H49ZM85 58V57H84ZM83 58V59H84ZM155 58H157V57H155ZM165 58V57H164ZM163 58V59H164ZM221 58V57H220ZM228 57H226V59H227ZM244 58H245V55H244ZM243 58V59H244ZM248 58V57H247ZM251 58V57H250ZM55 59V58H54ZM77 59V58H76ZM99 59V58H98ZM149 59H151V62H152V57L151 56H149ZM159 60L161 59V60H163L162 58H161V56H160V58H158ZM222 59V58H221ZM221 59H218V60H221ZM226 59H224L225 60V62L228 60H226ZM246 59V58H245ZM253 59V58H252ZM256 59V58H255ZM258 59V58H257ZM261 59V58H260ZM47 60V61H48ZM51 60V59H50ZM118 60V59H117ZM153 60H155V59H153ZM159 60H157L158 62H159ZM167 60V59H166ZM213 60V59H212ZM234 60V59H233ZM232 60V62H234L235 63V60L233 61ZM241 60V59H240ZM254 60V59H253ZM252 60V61H253ZM78 61H79V59H78ZM81 61V60H80ZM83 61V60H82ZM102 61V60H101ZM116 61V60H115ZM119 61H120V59H119ZM119 61H117L118 63H120ZM123 61H124V59H123ZM211 61V60H210ZM254 61H256V60H254ZM261 61H263L262 59H261ZM104 62V61H103ZM158 62H157V64H158ZM214 62V61H213ZM218 62V61H217ZM216 62V63H217ZM223 62V61H222ZM241 64L243 63V62H241V61H239ZM83 63V62H82ZM117 63V64H118ZM159 63H161V61L159 62ZM166 63H168V61L166 62ZM229 63V62H228ZM233 63V64H234ZM245 63H247V62H245ZM256 63V62H255ZM57 64H59V63H57ZM105 64V63H104ZM122 64V63H121ZM127 64V63H126ZM129 64V63H128ZM154 64L156 65V63H155V61H154ZM162 64H164V66L163 67H165V65H166V67H167V64H165V63H163L162 62ZM194 64V63H193ZM192 64V65H193ZM225 64V63H224ZM231 65H232V63H230ZM248 64V63H247ZM247 64H246V67H247ZM252 64V63H251ZM257 64H259V62L257 63ZM256 64V65H257ZM264 64V63H263ZM262 64V65H263ZM7 65V64H6ZM56 65V64H55ZM64 65V64H63ZM83 65V64H82ZM168 65H170L169 63H168ZM188 65V64H187ZM186 65V66H187ZM214 65H215V62H214ZM220 65V64H219ZM225 65H227V64H225ZM244 65V64H243ZM256 65L254 66V65H252V67L254 66V67H256ZM26 66H28L27 64H26ZM88 66V67H87ZM120 66V65H119ZM122 66V65H121ZM120 66V67H121ZM124 66H125V64H124ZM133 66V65H132ZM177 66V65H176ZM200 66V65H199ZM217 66V65H216ZM227 66H229V65H227ZM233 66V65H232ZM238 66V64L235 66V67H237ZM240 66V65H239ZM238 66V67H239ZM249 66H251L250 65V63H249ZM264 66V65H263ZM31 67V66H30ZM33 67V66H32ZM108 67V66H107ZM106 67V68H107ZM123 67V66H122ZM122 67L120 68V70L122 69ZM129 67L130 66H128V68H126V69H124V67H123V69H124V71L125 70H127V69H129ZM150 67H151V71H149V69H150ZM157 67V68H156ZM161 67V66H160ZM165 67V68H166ZM170 67H172V65L170 66ZM191 67V66H190ZM244 67H245V65H244ZM243 67V69H246V68H244ZM251 67V68H252ZM259 67V65L257 66V68ZM84 68V69H83ZM149 68V69H148ZM164 68V69H165ZM221 68V67H220ZM228 67H225V69H227ZM231 68V67H230ZM232 68H234V67H232ZM241 68V67H240ZM247 68H249V67H247ZM5 69V68H4ZM29 69H31V68H29ZM57 69V68H56ZM133 69V68H132ZM131 69V70H132ZM163 69V68H162ZM168 69H170V68H168ZM167 69V70H168ZM174 69L176 70L177 69V67H175L174 66ZM191 69V68H190ZM236 69V68H235ZM252 69H254V68H252ZM261 69V68H260ZM28 70V69H27ZM34 70H35V67H34ZM34 70H33V72H34ZM119 70V69H118ZM119 70V71H120ZM171 70V69H170ZM170 70H168V71H170ZM202 70H203V68H202ZM231 70V69H230ZM229 70V71H230ZM233 70V69H232ZM231 70V71H232ZM239 70V69H238ZM241 70V69H240ZM246 70H248V69H246ZM264 70V69H263ZM4 71H6V70H4ZM29 71V73L32 75L33 74V72L32 71H30V70H28ZM55 71V70H54ZM115 71V70H114ZM128 71V70H127ZM179 71V70H178ZM251 71V70H250ZM262 71V70H261ZM11 72V71H10ZM53 72V71H52ZM120 72H122V71H120ZM126 72V71H125ZM124 72V73H125ZM133 72V71H132ZM165 72V71H164ZM181 72V71H180ZM190 72V71H189ZM203 72V71H202ZM224 72V71H223ZM232 72H234V71H232ZM232 72H231V74H232ZM240 72H242V71H240ZM240 72H238L239 74H240ZM253 72H255V71H253ZM263 72V71H262ZM8 72L6 71V74H7ZM98 73V74H97ZM152 73H154V74H152ZM173 73H174V70H173ZM176 73H177V71H176ZM183 72H181V74H182ZM227 73V72H226ZM225 73V74H226ZM230 73V72H229ZM228 73V74H229ZM234 73H236V72H234ZM233 73V74H234ZM245 73V72H244ZM256 73H258V71L256 72ZM261 73V72H260ZM4 74V73H3ZM11 74V73H10ZM55 74V73H54ZM117 74V73H116ZM116 74L114 75V76H116ZM118 74H120V73H118ZM117 74V75H118ZM122 74H123V72H122ZM129 74V73H128ZM172 74V72L170 73V75ZM178 74V73H177ZM190 74H191V72H190ZM223 74L224 73H222V75L221 76H223ZM232 74V75H233ZM250 74V75H249ZM25 75V74H24ZM28 75V74H27ZM31 75H28V76H31ZM35 75V74H34ZM42 75V74H41ZM124 75V74H123ZM131 75H133V76H131ZM164 75V74H163ZM169 75V76H170ZM173 75V74H172ZM176 74H174V76H175ZM179 75V74H178ZM182 75H184V74H182ZM186 75V74H185ZM184 75V76H185ZM193 75V74H192ZM191 75V76H192ZM238 75V74H237ZM19 76V75H18ZM37 76V75H36ZM40 76V75H39ZM119 76V75H118ZM118 76H116V78L118 77ZM173 76V77H174ZM181 76V75H180ZM183 76V77H184ZM205 76V75H204ZM228 77H229V75H227ZM235 76V75H234ZM241 76H244V74L243 75H241ZM20 77H22L23 78V76H20ZM24 77H26V76H24ZM33 77V76H32ZM31 77V78H32ZM44 77V76H43ZM42 77V78H43ZM167 77V76H166ZM176 77H177V75H176ZM182 77V76H181ZM181 77H178V78H181ZM182 77V78H183ZM215 77V76H214ZM217 77V76H216ZM220 76H218V78H219ZM236 77V76H235ZM235 77H234V79H235ZM264 77V76H263ZM30 78V77H29ZM143 78V79H142ZM172 78V77H171ZM175 78V77H174ZM177 78V79H178ZM185 78V77H184ZM190 78V77H189ZM220 78H222V77H220ZM227 78V77H226ZM233 78V77H232ZM238 78V77H237ZM257 78V77H256ZM53 79V80H52ZM121 79H120V81H121ZM154 79V80H153ZM166 79H170V78H166ZM166 79H163V81L164 82H160V84H163L164 85V83H165V80ZM176 79V78H175ZM175 79H173L174 81H175ZM214 79V78H213ZM212 79V80H213ZM225 79V78H224ZM231 79V78H230ZM233 79V80H234ZM262 80L263 78H259V80ZM50 80H52V81H50ZM117 80H118V78H117ZM172 80V79H171ZM179 80H182V79H179ZM178 80V81H179ZM205 80H208V79H205ZM217 80V78H215V81ZM232 80V81H233ZM137 81H139L140 82V84L137 82ZM168 81V80H167ZM214 81V80H213ZM213 81H212V83H213ZM220 81V80H219ZM222 81H224L223 79H222ZM222 81H221V84H222ZM229 81V80H228ZM239 81V85L241 84L240 83V80H238ZM262 81H264V79L262 80ZM117 82V81H116ZM148 82V83H149ZM172 82V81H171ZM187 82V81H186ZM189 82V81H188ZM197 82V81H196ZM225 82V81H224ZM230 82V81H229ZM234 82V81H233ZM233 82H230V83H227V81H226V83H227V85H224V88H223V86H222V89L227 93L228 91H229V88L230 87H234L233 86ZM254 82H256L255 81V78H252V76H251V73H248L247 74V72H246V74H245V77H244V83L245 84H247V85H250L248 88L249 89H246L247 91H245L244 89V92H245V94H250V95H252L253 97H255L256 99H255V101L253 102V103H248V102H246L245 100H244V103L243 104H240V103H238V104H240V105H236V102H235V100H237V99H239V98H244V95L243 96H240L241 95V93L243 92H241V90H242V87L240 88L241 90L239 91V92H241L240 93V95L238 96H236V99H235V96H234V98H232V94L233 93H231L230 91H229V94H226V96L227 95H229L226 99H229V101H227V103H225V104H223L222 105V108H220V110H218V111H216V115L215 116H217L218 117V119H224L225 121H226V119L224 118V115H223V113H224V110L225 109H228V111H229V116H231L232 118H230L231 120L230 121H226L228 124H229V126H230V129L233 131L232 132V135L233 134H235L234 133V129H236L237 127L235 126L236 125V123L237 122H244V123H248V122H250L249 124L251 125V126H253V128H257V127H259L261 130H259V132L260 131H262V133L260 134V133H257V134H255V139H253L251 142H247V144H246V146H244L243 145V147H244V151H241V152H237V153H231V154H227V156L228 157H230V155H232V158H238L239 160H240V164L239 165H241L242 163H241V161H244V163H243V165L246 163V164H251V165H253V167H255L256 169H257V171L258 170H264V90H263V88H262V86L258 83L257 84V82L256 83H254ZM146 83H147V81H146ZM158 83V82H157ZM156 83V84H157ZM167 83V82H166ZM169 83H170V80H169ZM173 83V82H172ZM177 83V82H176ZM201 82H199V84H200ZM207 83H208V85H207ZM206 83V85H207V88H208V86H210L209 85V81ZM178 84V83H177ZM237 84H238V82H237ZM236 84V85H237ZM244 84V85H245ZM162 85V86H163ZM167 84H165V86H166ZM170 86H171V84H169ZM173 85V84H172ZM175 85V84H174ZM187 85V84H186ZM259 85L261 86V88L259 87ZM156 85H153V87H155ZM158 86V85H157ZM161 86V87H162ZM169 86V87H170ZM176 86V85H175ZM184 86V85H183ZM205 86V85H204ZM212 86V85H211ZM241 86V85H240ZM263 86H264V84H263ZM159 87V86H158ZM164 87V86H163ZM162 87V88H163ZM167 87H168V85H167ZM206 87V86H205ZM228 87V88H227ZM236 87V86H235ZM244 87V86H243ZM131 88H136V91L135 92H139L140 94L141 93H144V94H142V96H140L141 98H138L139 97V95L137 96V94L136 95H134L133 93V96H136V98L137 99H139V100H137L136 98L134 99V100H136V101H134V102H136L135 104H136V109H134L135 107L134 106H132V104H129L128 102H129V100L127 101V99H126V101H127V103L129 104V105H131L132 107H134L133 109H131V110H129V111H125V112H118V111H116V110H118V109H116V107L114 106H112V104L113 105H116V103H115V101L116 100H120L121 101V99L123 98V97H119L118 95H121L124 91L125 92H130V91H134L135 89H131ZM166 88V87H165ZM170 88H172V87H170ZM194 88V87H193ZM210 88H212V87H210ZM220 88H221V86H220ZM130 91H129V90ZM204 89V88H203ZM214 89V88H213ZM237 89V88H236ZM40 90V89H39ZM154 90V89H153ZM166 90H168V88L166 89ZM172 90H174V89H172ZM192 90V89H191ZM190 90V91H191ZM217 89H215V91H216ZM230 90H231V88H230ZM169 91V90H168ZM193 91H194V89H193ZM214 93H213V97H214V94L216 93L214 90H212ZM211 91V92H212ZM219 91V90H218ZM217 91V92H218ZM233 91H237V90H235V88H234V90ZM128 92L126 93V94H128ZM153 92V91H152ZM165 92V91H164ZM163 92V93H164ZM171 92V91H170ZM205 92V91H204ZM210 92V93H211ZM220 92H221V90H220ZM225 92H224V94H225ZM162 93V95H165V94H163ZM187 93V92H186ZM209 93V94H210ZM259 93H261V94H259ZM71 94V95H70ZM130 94V93H129ZM156 94V93H155ZM192 94V93H191ZM203 94H205V93H203ZM208 94V95H209ZM223 93L221 92V95H222ZM223 94V95H224ZM257 94H259V95H262L263 96V98L262 99H258V96H257ZM68 95H70V97H68ZM125 95V94H124ZM161 95V94H160ZM168 95V94H167ZM167 95H165V96H167ZM183 95V94H182ZM205 95H207V93L205 94ZM205 95L203 96L204 97V100L203 101H205V98H207V97H205ZM218 94H216V96H217ZM220 95V94H219ZM218 95V97L220 98V96ZM65 96H66V98L68 97V100H66V98H65ZM129 96V95H128ZM132 96V95H131ZM144 96H146V95H144ZM188 96V95H187ZM210 96V95H209ZM208 96V97H209ZM215 96V97H216ZM225 96V97H226ZM119 97V98H118ZM149 97V96H148ZM217 97V98H218ZM246 97H247V95H246ZM245 97V98H246ZM65 98V99H64ZM108 98H112V103H110V101H109V99ZM128 99H129V97H127ZM131 98V97H130ZM133 98V97H132ZM155 98V97H154ZM185 98V97H184ZM211 98L212 97H210V101H211ZM222 98V97H221ZM151 99V98H150ZM167 99H168V97H167ZM172 99V98H171ZM177 99V98H176ZM180 99V98H179ZM200 99V101H202V97L201 98H199ZM214 99V98H213ZM241 99H239V101L241 100ZM37 100H38V98H37ZM64 100H66V102H65V104H64ZM131 100V99H130ZM153 100V99H152ZM206 100H208L209 101V98L208 99H206ZM224 100V99H223ZM36 101V100H35ZM50 101H52V104H55V105H58V106H62L63 104L65 105L64 106V113L63 114H60L59 115V110H58V112L56 113V115L55 114H53L51 111H52V107H51V103L49 104V102ZM123 101V100H122ZM124 101H125V99H124ZM123 101V102H124ZM133 101H131V102H133ZM198 98L197 97H193V98H191L190 96H188L187 98H186V103H185V105H183L184 107H180V109H182V110H184V108H189V110H191L193 107H195V106H199L198 105ZM209 101V102H210ZM221 101H222V99H221ZM225 101V100H224ZM239 101H237V102H239ZM98 102H100L101 103V108H99L100 110H96V106H97V104H98ZM117 102V101H116ZM169 102H171L172 103V101L170 100V101H168V103ZM175 102H176V100H175ZM174 102V103H175ZM206 103H209V102H207V101H205ZM226 102V101H225ZM122 103V102H121ZM121 103H119L118 104V102H117V104L118 105H120ZM125 104H126V102H124ZM144 103V104H143ZM211 103V102H210ZM37 104V103H36ZM123 104V103H122ZM122 104H121V106H122ZM125 104H124V109H126L125 107H127L128 106V104H126L127 106H125ZM149 104H150V102H149ZM149 104H147V105H149ZM161 104V103H160ZM166 104V103H165ZM164 104V105H165ZM170 104V103H169ZM173 104V103H172ZM172 104H170V105H172ZM202 104V103H201ZM205 104V103H204ZM212 104L213 105H211V109H210V112H211V110H213L214 108L216 109V107H217V109L219 108V105L221 104V102L220 103H215V101H213L212 102ZM38 105V104H37ZM146 105V106H147ZM195 105V106H194ZM210 105H209V107H210ZM218 105V106H217ZM117 106V105H116ZM130 106V107H131ZM141 106V109L143 108L144 109V107H142ZM169 106V105H168ZM173 106H174V104H173ZM172 106V107H173ZM176 106V105H175ZM212 106H214V108L212 107ZM226 106V107H225ZM148 107V106H147ZM151 107H152V105H151ZM157 107V106H156ZM159 107V106H158ZM162 107V106H161ZM178 107V106H177ZM206 107V106H205ZM221 107V106H220ZM32 108V107H31ZM113 109V108H115V110H112V113H111V111H110V113H108V110L109 109ZM120 108V107H119ZM128 108V107H127ZM163 108V107H162ZM175 108V107H174ZM191 108V109H190ZM196 108V107H195ZM199 108V107H198ZM200 108H202L203 109V106L202 107H200ZM213 108V109H212ZM121 109V108H120ZM129 109V108H128ZM140 109V110H141ZM146 109V108H145ZM144 109V110H145ZM167 109H169V108H167ZM176 109V108H175ZM179 109V110H180ZM185 109V110H186ZM206 109V108H205ZM207 109H208V106H207ZM214 109V110H215ZM156 110V109H155ZM159 110V109H158ZM170 110V109H169ZM172 111H176V110H174V109H171ZM182 110H180V111H182ZM184 110V111H185ZM195 110V109H194ZM198 110H200V109H198ZM213 110V111H214ZM183 111V112H184ZM203 111V110H202ZM206 111V110H205ZM166 112V111H165ZM167 112H168V116H169V111L167 110ZM167 112L165 113V115L167 116ZM183 112H182V114H183ZM186 112V111H185ZM190 112V111H189ZM188 112V113H189ZM195 112V111H194ZM207 113H208V115L210 114L209 113V110L208 111H206ZM173 113V112H172ZM171 113V114H172ZM181 113V112H180ZM188 113H184V114H187V116H188ZM199 113V112H198ZM205 113V112H204ZM213 113V114H214ZM170 114V115H171ZM173 114H175V113H173ZM172 114V115H173ZM190 114H193V110L189 113V115ZM197 114V113H196ZM59 115V116H58ZM171 115V116H172ZM181 114H179L178 115V117L180 116ZM207 115V114H206ZM205 115V116H206ZM207 115V116H208ZM212 115V114H211ZM24 116H26V115H24ZM159 116V117H160ZM166 116H164V118L166 119ZM167 116V117H168ZM194 116H195V114H194ZM206 116V117H207ZM174 117V116H173ZM176 117V116H175ZM181 117H182V115H181ZM180 117V118H181ZM189 117H191V118H193V115H191V116H189ZM204 118V114L201 116L200 115V118ZM205 117V118H206ZM208 117H210V116H208ZM212 117V116H211ZM164 118H163V120H164ZM169 118V117H168ZM167 118V120L166 121H168L169 119ZM185 118H188V117H185ZM185 118H182V119H185ZM190 118V119H191ZM28 119V118H27ZM92 119H95V122L97 121L98 123V126H99V128H98V130H96V131H94V132H92L93 130H92V128H93V126L90 124V122H89V120L91 121ZM162 119V118H161ZM176 119L178 120V118L176 117ZM175 119V121H173L172 120V117H171V119H170V121L172 120L175 124H176V120ZM181 119V120H182ZM189 119V120H190ZM124 120H125V125H124ZM155 120H158V122L157 121H155ZM162 120V121H163ZM180 120V121H181ZM197 120V121H196ZM200 120H202V119H200ZM210 120V119H209ZM180 121H179V123H180ZM207 121V120H206ZM59 122H61L62 123V125L60 124V126L62 127V133H61V135H60V139H62L61 141H63L62 143H63V145H67V150H66V152H67V154H68V160L67 161H63L62 162V160H60V159H58V157L56 156V153H55V145H54V138L55 137H57L58 136V132H57V130H58V127H59ZM91 122H93V121H91ZM94 122V123H95ZM157 122V123H156ZM178 122V121H177ZM193 122L195 123L194 125H197V124H199L200 125V127H202L203 126V128H204V134H202L201 136L204 138V140H203V148H207L208 146H212L213 148H216L215 150L221 155L222 154V157H221V159L224 157L223 156V154H224V152H226V150L228 149V148H230V146H227L226 145V147H223L222 146V148H218V147H216V146H214V144L212 143V144H210L209 142H207L206 140H208V137L209 136H212L213 138L214 137H220V136H217V134L215 133V130L210 126V124H208V122L206 123V122H204V124H203V122L202 121H199V119L198 118H194L193 119ZM173 123V124H174ZM178 123V124H179ZM187 123V122H186ZM96 124V125H97ZM172 124V123H171ZM181 124H183L182 122H181ZM180 124V126H182ZM243 124V123H242ZM15 125V124H14ZM168 125V124H167ZM185 125V124H184ZM183 125V126H184ZM188 125H192L191 123L190 124H188ZM198 125V126H199ZM205 125H206V128H205ZM243 125H245V124H243ZM22 126H23V124H22ZM44 126L46 127L45 129H43L44 128ZM178 126V125H177ZM182 126V128H184ZM197 126V127H198ZM28 127H29V125H28ZM165 127V126H164ZM170 127L168 126V128L170 129ZM196 127V126H195ZM194 127V128H195ZM196 127V128H197ZM200 127H198L199 129H200V132H201V128ZM24 128V127H23ZM193 128V129H194ZM250 128V127H249ZM252 128V129H253ZM167 129V128H166ZM191 129V128H190ZM251 129V128H250ZM27 130V131H28ZM163 130V129H162ZM185 130H186V128H185ZM188 130H189V127H188ZM192 130V129H191ZM196 130V129H195ZM256 130V129H255ZM17 131H18V128H17ZM169 131V130H168ZM183 131H184V129H183ZM183 131H182V133H183ZM196 131H198V130H196ZM251 131V130H250ZM50 132V133H49ZM188 132V131H187ZM190 132V131H189ZM200 132L199 133H197V134H200ZM217 132V131H216ZM236 132V131H235ZM254 132V131H253ZM22 133V132H21ZM144 133V134H145ZM180 134V136L182 135V136H186L185 134H187L185 131H184V135L183 134ZM201 133H203V131L201 132ZM230 133V132H229ZM134 134V135H133ZM144 134H140V136H144ZM170 134V135H169ZM190 134V133H189ZM189 134H187L188 136H190ZM193 134H195L194 132L192 133L191 132V135H193ZM196 134V135H197ZM223 134V133H222ZM50 135H52V136H50ZM138 135V134H137ZM149 135V134H148ZM168 135V136H167ZM219 135V134H218ZM237 136L239 135V134H236ZM235 135V137H237ZM73 136H75V138H77V141H75V139L73 138ZM96 137V141H95V139L93 138V137ZM146 136V135H145ZM144 136V137H145ZM151 136V135H150ZM181 136V137H182ZM195 136V135H194ZM198 136V135H197ZM126 137V141H125V138ZM147 137V136H146ZM186 138V137H185ZM184 138V139H185ZM221 138V137H220ZM252 138V137H251ZM254 138V137H253ZM72 139H74V141H72ZM138 139H140V137H138ZM183 139V138H182ZM142 140V139H141ZM168 140V141H167ZM236 140V139H235ZM99 141V142H98ZM140 140H137V142H139ZM183 141V140H182ZM136 142V143H137ZM147 142H148V140H147ZM154 142V143H155ZM181 142V141H180ZM224 142H226V141H224ZM120 143L118 144V145H120ZM133 143V142H132ZM135 143V142H134ZM149 143V142H148ZM156 143V144H157ZM161 143V144H162ZM173 143H175V144H173ZM185 143V142H184ZM215 143V142H214ZM219 143H220V141H219ZM112 144V145H111ZM115 144H117V143H115ZM160 144V145H161ZM169 144V143H168ZM178 144V145H177ZM187 144V143H186ZM57 145V144H56ZM117 145V146H118ZM144 145V144H143ZM147 145H149L150 146V144H147ZM170 145V144H169ZM184 145V147H186V145L185 144H183ZM183 145H181V146H183ZM116 146V147H117ZM123 146V145H122ZM121 146V147H122ZM126 147H127V145H125ZM124 146V147H125ZM128 146H130V144L128 143ZM133 145L131 144V147H132ZM145 147H147L146 146V144L144 145ZM153 146H154V144L152 145V146H150V147H152L153 148ZM164 146V145H163ZM162 146V147H163ZM217 146H219V145H217ZM220 146H221V143H220ZM114 147H115V145H114ZM120 147V146H119ZM124 147H122V148H124ZM130 147V148H131ZM136 147L137 148H135V149H138V147L139 146H137L136 145ZM150 147H149V150H150ZM160 148H162L161 146H159ZM170 147H172L171 145H170ZM202 147V146H201ZM211 147V148H212ZM132 148H134V147H132ZM140 148V147H139ZM143 147H141V149H142ZM151 148V149H152ZM167 148H169V146H167ZM173 148V149H174ZM179 148H182V147H178L177 149H179ZM187 148V147H186ZM225 148H226V150H225ZM19 149H20V147H19ZM125 150H126V148H124ZM144 150H145V148H143ZM146 149H148V147L146 148ZM166 149V148H165ZM174 149V150H175ZM183 150H184V148H182ZM209 149V148H208ZM231 149V148H230ZM120 150V149H119ZM118 150V151H119ZM123 150V149H122ZM124 150V151H125ZM127 150H129L128 148H127ZM127 150H126V153H127ZM131 150V149H130ZM139 150V149H138ZM181 150V149H180ZM203 150V149H202ZM214 150V149H213ZM225 150V151H224ZM124 151H122V152H124ZM132 151V150H131ZM131 151L129 152V153H131ZM143 151V150H142ZM146 151V150H145ZM156 151H158V152H156L158 155H159V153H161V150L159 149V148H157V150ZM176 152L178 151V150H175ZM228 151V150H227ZM133 152V151H132ZM134 152H136V151H134ZM164 152V151H163ZM168 152L170 153V149L168 150ZM174 152V151H173ZM180 152V151H179ZM217 152H216V154H217ZM109 153V152H108ZM126 153H124V155H126ZM60 154V153H59ZM120 154H122V153H120ZM131 154H133V153H131ZM144 154H147V153H145L144 152ZM143 154V155H144ZM156 154V155H157ZM162 154V153H161ZM161 154L159 155V156H161ZM164 154H166V153H164ZM172 154V153H171ZM219 154H218V156H219ZM108 155H111V154H108ZM141 155V154H140ZM143 155H141L142 156V158H143ZM156 156V157H159V156ZM163 155V154H162ZM35 157L34 159H36V160H34L33 161V159L31 158V157ZM134 156V155H133ZM140 156V157H141ZM166 156V155H165ZM164 156V157H165ZM167 156H168V154H167ZM180 156V155H179ZM37 157V158H36ZM126 157V156H125ZM145 157H146V155H145ZM156 157H154V156H148V158L146 157L145 158V160L143 159V160H141L140 161V159H139V161L140 162H142L143 161V163H150V165L152 164V162H150V161H153L154 160V162H155V159H156ZM162 157V156H161ZM110 158V157H109ZM111 158H112V156H111ZM114 158V157H113ZM112 158V159H113ZM124 158V157H123ZM199 158V157H198ZM116 159H117V157H116ZM159 159H160V157H159ZM195 159H197V157L195 158ZM220 159V158H219ZM17 160L19 161V158H17ZM16 160V161H17ZM125 160V159H124ZM123 160V161H124ZM161 160V159H160ZM162 160H164V159H162ZM166 160V159H165ZM17 161V162H18ZM136 161V160H135ZM135 161H131V162H135ZM231 161V160H230ZM20 162V161H19ZM18 162V163H19ZM31 162V161H30ZM126 162V161H125ZM124 162V163H125ZM137 162V161H136ZM135 162V163H136ZM158 162H160V161H158V159H157V166H158ZM162 162H165V161H162ZM124 163H122V165L123 166H126V165H124ZM156 163V162H155ZM170 163H172V161L170 162ZM206 163V162H205ZM231 163V162H230ZM32 164V163H31ZM116 164V165H115ZM125 164H127V163H125ZM133 164V163H132ZM161 164V163H160ZM159 164V165H160ZM169 164V163H168ZM207 165H205V166H207V168H205V170H206V173H204V175L202 176V175H195V179H193V178H191L190 176V178H188V180L187 179H185V180H187L186 182H180L179 180H177L178 182H176L175 181V179L173 180H170L171 181V183L174 185V189L173 188H171V185H168L167 183H166V185H168V186H165L166 188H164V187H161L162 188V190L160 189V188H158L159 189V193L158 192H156L157 190V186H156V189H154V190H156L155 192V194L157 195L158 194V199L160 198L161 200H162V202L163 201H166V203L164 202V204H168L169 205V207L172 205V209L173 210H176L177 212H178V216H175L174 217V220H170V221H167L166 220V222L165 223H161V222H158V218H161L160 217V215H163L162 213V211H164V209H162V211L161 210H158L156 213V215L154 214L153 216H150L149 214V216H145V217H143V218H141L140 219V221H139V224H140V227H142L145 231L144 232H146V231H148L149 229V227H155V226H157L156 228L158 229V227H160V226H162L163 227V229H167V227H170V225L171 224H175V226L176 227H178V228H185V229H191L192 228V226H193V222H191L192 220H193V216L191 215H188V214H190L188 211L186 212L184 209H187L188 210V207H184V209H183V207H178L177 205H174V204H177V203H173V202H175L174 200H175V196H173V195H175L176 193L175 192H173V191H176V189H175V187H179V188H183V187H188L187 189H189V190H185L184 191V189H186V188H183L182 190L184 191V192H181L184 196H182L181 194H180V192H177V194L179 193L180 195H178V197H180L178 200H184V199H186V200H188V201H190V203L192 202V201H196V202H198V198L194 195V193H196V192H192L191 190H193V189H195L196 190V188L197 189H201V191H204V192H206V194H208L207 193V191H208V189H209V191H210V189H211V187H212V189L214 190V192H213V194L212 195H210V196H208V195H205V197H204V199L203 200H205V202L202 204V207H207V205L209 206V204L211 205L212 203H214L215 204V206L218 208V207H220V204H222V203H224V201L226 202V200H230V199H232V194H234V193H229V192H232V189H228L227 188V186L228 185H233V187H234V185L236 184L235 182H236V180H238L237 182H239V179L241 178V174H242V172H241V174H239L240 172V168H239V166H232V169H233V171H235V173H234V178H230V180H229V182H227L225 179H227V178H223V176L218 172V173H215V168L213 167V166H211L212 164H210L209 165V163L207 162L206 163ZM14 165H16V164H14ZM35 165H37V164H35ZM48 165V164H47ZM136 166H141V163L139 164V165H137V164H135ZM149 165V166H150ZM155 164H153V166H154ZM173 165H174V163H173ZM176 165V164H175ZM175 165H174V168H175ZM230 165V164H229ZM238 165V164H237ZM20 166V165H19ZM131 166V165H130ZM134 166V165H133ZM136 166H134V167H136ZM148 166V165H147ZM152 166V165H151ZM178 166V165H177ZM242 166V165H241ZM245 167L246 166H248V165H244ZM21 167H23L22 165H21ZM20 167V168H21ZM47 167H49V166H47ZM155 167V166H154ZM243 167V166H242ZM250 167V166H249ZM41 168V167H40ZM150 168H153V167H150ZM239 168V169H238ZM250 168H252V167H250ZM250 168H249V170H250ZM22 169V168H21ZM155 169H156V167H155ZM181 169V168H180ZM242 169V168H241ZM253 169V168H252ZM251 169V170H252ZM39 170V169H38ZM37 170V171H38ZM194 170V169H193ZM245 170V169H244ZM247 170V169H246ZM245 170V171H246ZM254 170V173H255V169H253ZM252 170V171H253ZM37 171H36V173H37ZM177 171V170H176ZM256 171V172H257ZM41 170H40V174H41ZM203 172H205V171H203ZM247 172H248V170H247ZM43 173V172H42ZM60 173V172H59ZM249 173H250V171H249ZM253 173V172H252ZM252 173L250 174L251 175V177H253L252 176ZM257 173H259V172H257ZM33 174V173H32ZM43 174H45V173H43ZM164 174V173H163ZM203 174V173H202ZM246 174V173H245ZM244 174V175H245ZM42 175V174H41ZM254 175V174H253ZM173 176H175V175H173ZM245 176H247V175H245ZM244 176V177H245ZM257 176V175H256ZM258 176H259V174H258ZM60 177V176H59ZM58 177V178H59ZM255 177V176H254ZM253 177V178H254ZM10 178V177H9ZM176 179H177V176L175 177ZM180 178V177H179ZM185 178H187V177H185ZM257 178H259V179H257L256 181H253V182H251V183H249L253 188H255V189H260L261 190V192L263 191L264 192V190H263V187L261 186V184L260 183H262L263 185H264V175H260L259 177H257ZM246 179V178H245ZM245 179H243V180H245ZM248 180H249V178H247ZM12 180V179H11ZM10 179H9V181H11ZM39 180V179H38ZM60 180V179H59ZM66 180V181H65ZM149 180V179H148ZM148 180L146 181L147 183H148ZM243 180H240V182L242 181L243 182ZM170 181H169V183H170ZM250 181V180H249ZM12 182V181H11ZM163 182V181H162ZM240 182L239 183H237L238 185L240 184ZM51 183H54V182H51ZM105 183H108V185H110L109 187L110 188H105ZM146 183V184H147ZM152 183V182H151ZM155 183H157V182H155ZM204 183H206V184H204ZM209 183V184H208ZM244 183V182H243ZM40 184H43V185H40ZM160 184H163V183H160ZM242 184V183H241ZM58 185V184H57ZM60 185V184H59ZM107 185V186H108ZM150 185H152V184H150ZM149 185V183H148V186L147 187H149L150 186ZM42 186V187H41ZM143 187V184L141 185L140 184V186L139 187ZM236 186V185H235ZM240 186V185H239ZM245 186V185H244ZM67 189L68 190H70L71 192H72V190H71V188L67 185ZM144 187H145V184H144ZM151 187H154V185H152ZM151 187H149L150 188V190H151ZM229 187V186H228ZM242 187H243V184H242ZM45 188V187H44ZM155 188V187H154ZM178 188V189H179ZM202 188H203V190H202ZM236 188V187H235ZM235 188H233V189H235ZM247 188V187H246ZM66 189V190H67ZM141 189V188H140ZM148 188H146V189H144L143 188V190H147ZM236 189H239V188H236ZM139 190V189H138ZM226 190H229V191H226ZM241 190V189H240ZM243 190H244V188H243ZM247 190V189H246ZM18 191V190H17ZM141 191H142V189H141ZM152 191V190H151ZM194 191V190H193ZM198 191V190H197ZM144 192V191H143ZM147 192V191H146ZM186 192V193H185ZM204 192H202V193H204ZM210 192H212V190L210 191ZM251 192V191H250ZM78 193V192H77ZM150 193V192H149ZM198 193H199V191H198ZM197 193V194H198ZM247 193H248V191H246V194L244 193V195H245V197L246 198H248L246 195H247ZM26 194V193H25ZM29 194V193H28ZM133 194V193H132ZM131 194V195H132ZM154 194V193H153ZM161 194V195H160ZM242 193L240 192V195H241ZM264 193H262V195H263ZM19 195H20V193H19ZM22 195V194H21ZM40 195V196H39ZM58 195V196H57ZM130 195V196H131ZM160 195V196H159ZM252 195V194H251ZM256 195H258V194H256ZM36 196V198L38 199V200H41V198H43L44 199V201L46 202V204H44L43 202H42V204L39 206L38 204L39 203H36L35 202V197ZM39 196V197H38ZM124 196H126V198L124 197ZM134 196V195H133ZM155 196V195H154ZM234 196H236V195H233V197ZM242 196V195H241ZM240 196V197H241ZM250 196V195H249ZM260 196H261V194H260ZM264 196V195H263ZM8 197V196H7ZM20 197V196H19ZM18 197V198H19ZM132 197V196H131ZM177 197V198H178ZM201 197H203V196H200L199 198H201ZM245 197H241V198H245ZM34 198V199H33ZM46 198V199H45ZM130 197H128V199H129ZM156 198H157V196H156ZM155 198V199H156ZM253 198V197H252ZM257 198V197H256ZM255 197H254V200L256 199ZM1 199V198H0ZM20 199H21V197H20ZM133 199H135L133 202L137 205L138 204V200L139 199H137V201H136V198H134L133 197ZM249 199H251V198H249ZM249 199H248V201H249ZM2 200V199H1ZM2 200V201H3ZM80 200V199H79ZM157 200V199H156ZM161 200H160V203H162L161 202ZM185 200V201H186ZM254 200H252V202H255ZM261 200V199H260ZM262 200H264V199H262ZM140 202H141V200H139ZM231 201V200H230ZM229 201V202H230ZM245 201H246V199H245ZM248 201H246V202H248ZM60 202V201H59ZM159 201H157V203H158ZM249 202H251V200L249 201ZM248 202V203H249ZM262 203H263V201H261ZM91 203V204H92ZM142 203V202H141ZM155 203V202H154ZM156 203V204H157ZM261 203V204H262ZM89 204V203H88ZM135 204H133V205H135ZM146 204H147V202H146ZM151 204V203H150ZM155 204V205H156ZM179 204H180V202H179ZM183 204H184V202H183ZM186 204H187V201H186ZM260 204V205H261ZM185 205V204H184ZM191 205V204H190ZM192 205H193V203H192ZM196 205V204H195ZM199 205V204H198ZM224 205V204H223ZM226 205V204H225ZM249 205H250V203H249ZM251 205H252V203H251ZM258 205H259V203H258ZM259 205V206H260ZM140 206V205H139ZM138 206V207H139ZM142 206V205H141ZM140 206V207H141ZM143 206H144V204H143ZM222 206V205H221ZM256 206V205H255ZM264 206V205H263ZM63 207V206H62ZM131 207V206H130ZM139 207V208H140ZM149 207V206H148ZM163 207V206H162ZM167 207V206H166ZM165 207V208H166ZM168 207V208H169ZM223 207V206H222ZM250 207V206H249ZM261 207V206H260ZM144 208H146V205H145V207ZM143 208V209H144ZM216 208V209H217ZM224 208V207H223ZM223 208H218L219 209V211L218 212H220V211H223V213H225V215L227 214L226 213V209L225 210H222ZM248 207H246L245 208V210H243V211H246V210H248L247 209ZM252 208V207H251ZM254 208V207H253ZM264 208V207H263ZM262 208V209H263ZM58 209V208H57ZM190 209V208H189ZM201 209V208H200ZM217 209V210H218ZM255 209V208H254ZM77 210V209H76ZM146 210V209H145ZM166 210V209H165ZM168 210H171V208L170 209H168ZM10 211V210H9ZM135 211V210H134ZM139 211V210H138ZM142 211H144V210H142ZM191 211V210H190ZM225 211V212H224ZM231 211V210H230ZM249 211V210H248ZM253 211H255V210H253ZM253 211L251 212L250 211V213L252 214L253 213ZM2 212V211H1ZM137 212V211H136ZM135 212V213H136ZM140 212H141V210H140ZM145 212V211H144ZM144 212H141L140 214H142V213H144ZM167 212V211H166ZM194 212V211H193ZM6 213V212H5ZM8 213V212H7ZM72 213V212H71ZM132 213V212H131ZM134 213V214H135ZM186 213V214H185ZM243 213V212H242ZM249 213V212H248ZM249 213V215H251ZM264 213V212H263ZM137 214V213H136ZM151 214H153V212L151 213ZM230 214V213H229ZM245 214H247V213H244L243 214V216L245 215ZM261 214H262V212H261ZM10 215V214H9ZM11 215H10V217H11ZM218 215V214H217ZM240 215V214H239ZM242 215V214H241ZM6 216H7V214H6ZM138 216H140L139 214H138ZM220 216V215H219ZM219 216H217V218L219 217ZM222 216V215H221ZM228 216H230V215H228ZM247 216V215H246ZM263 216V215H262ZM1 218H0V224H1V222L2 221H8V222H11L9 219H2V216H0ZM76 217V218H75ZM178 217V220L176 219ZM209 217V216H208ZM220 218V217H219ZM225 218V216L223 217V219ZM247 218V217H246ZM222 219V218H221ZM220 219V220H221ZM222 219V220H223ZM240 219H241V217H240ZM242 219H245V218H242ZM241 219V220H242ZM54 220V219H53ZM137 220V219H136ZM226 220V219H225ZM224 220V221H225ZM56 221H57V219H56ZM161 221V220H160ZM224 221H223V224H225L224 223ZM228 221H229V219H228ZM244 221V220H243ZM62 222V221H61ZM61 222H60V224L59 223H56V224H58V225H61ZM239 222H240V220H239ZM63 223V222H62ZM10 224V223H9ZM237 224V223H236ZM238 224H240V223H238ZM4 225V224H3ZM64 225V224H63ZM18 226H15V227H18ZM223 226V225H222ZM225 226V225H224ZM250 226H252V225H250ZM259 226V225H258ZM263 226V225H262ZM262 226H261V229L260 230H263L262 229ZM58 227V226H57ZM174 227V226H173ZM220 227V226H219ZM226 227V226H225ZM233 227H234V225H233ZM239 227V226H238ZM252 227H255V224H254V226H252ZM260 227V226H259ZM2 228V227H1ZM0 228V229H1ZM10 229H13L12 227L10 228ZM9 229V230H10ZM79 229V230H80ZM133 229V230H132ZM151 229V228H150ZM160 229V228H159ZM158 229V230H159ZM162 229V228H161ZM171 230H173L172 228H170ZM184 229V230H185ZM223 229H224V227H223ZM226 229V228H225ZM236 229V228H235ZM250 229V227L248 226V230ZM252 229V228H251ZM253 229H256V228H253ZM252 229V231H255V230H253ZM24 230V229H23ZM59 230V229H58ZM82 230V229H81ZM80 230V231H81ZM106 230V229H105ZM132 230V231H131ZM169 230V229H168ZM176 230V229H175ZM179 230V229H178ZM182 229H180V231H181ZM218 230H220V229H218ZM218 230H216L215 229V231L217 232ZM233 230V229H232ZM259 230V231H260ZM5 231V230H4ZM10 231H12V230H10ZM21 232L22 230L20 229V230H18V232ZM53 231H56V230H53ZM79 231V232H80ZM177 231V230H176ZM234 231V230H233ZM232 231V232H233ZM251 231V230H250ZM249 231V232H250ZM257 231V230H256ZM0 232H1V230H0ZM15 232V231H14ZM23 232V231H22ZM52 232V231H51ZM84 232V231H83ZM85 232V233H86ZM133 232V233H132ZM170 232V231H169ZM173 232V231H172ZM179 232V231H178ZM204 232H206L205 230H204V228H203V226L201 225V223L199 224V228H198V230H197V233L196 234H194V238H202V236L203 235H205V234H203ZM219 232L220 231H218L217 232V234H219ZM236 232V231H235ZM235 232H233V233H235ZM5 233V232H4ZM8 234H9V232H7ZM6 233V234H7ZM12 233V232H11ZM16 233V232H15ZM56 233V232H55ZM55 233H53V234H55ZM76 233V232H75ZM105 233V232H104ZM110 233V232H109ZM128 233H130V234H128ZM146 233H148V232H146ZM151 233H153V232H151ZM166 233V232H165ZM251 233H253V232H251ZM250 233V234H251ZM258 233V232H257ZM260 233V232H259ZM21 234V233H20ZM67 234V235H68ZM77 234V233H76ZM87 234V233H86ZM97 235L96 236V238H95V236L94 235ZM222 235H223V232L221 233ZM220 234V235H221ZM249 234V233H248ZM248 234H246L247 236H248ZM263 233L261 232V234L260 235H262ZM0 235H1V233H0ZM18 235V234H17ZM67 235H63L64 236V238L67 236ZM105 234H103V236H104ZM106 235H107V232H106ZM113 235V234H112ZM169 235V234H168ZM235 235H236V233H235ZM256 235V234H255ZM254 234H252V236H255ZM258 235V234H257ZM256 235V236H257ZM259 235V236H260ZM264 235V234H263ZM262 235V236H263ZM6 236V235H5ZM8 236V235H7ZM12 236H14V235H12ZM52 236V235H51ZM61 236V235H60ZM111 236V235H110ZM201 236V237H200ZM219 235H217V237H218ZM233 236V235H232ZM250 236V235H249ZM248 236V237H249ZM74 237V236H73ZM102 237V236H101ZM105 237V236H104ZM114 237V236H113ZM124 237V236H123ZM133 237V236H132ZM131 237V238H132ZM205 237H206V235L204 236V239H205ZM221 237V236H220ZM251 237V236H250ZM264 237V236H263ZM8 238V237H7ZM33 238V237H32ZM116 238H119V240L121 241L122 240V242H124L125 243V241H128L129 239H131V238H129L128 240H124V238H121V236L119 237H117L116 236ZM219 238V237H218ZM253 238V237H252ZM261 238V237H260ZM259 238V239H260ZM4 239V238H3ZM14 239H15V237H14ZM14 239L12 240V241H14ZM62 238L61 237H59L58 235H57V237L54 239V240H52L54 243H59V245H61L63 242H60V241H62L61 240ZM66 239V238H65ZM71 239V238H70ZM74 239V238H73ZM73 239H71V242H72V240ZM102 239V238H101ZM100 239V240H101ZM104 239V238H103ZM166 239V238H165ZM215 239H217V238H215ZM246 239V238H245ZM255 239H256V237H255ZM258 239V238H257ZM6 240H8V239H6ZM98 240H99V238H98ZM164 239H162V241H163ZM179 240V239H178ZM194 240V239H193ZM198 240H200V239H198ZM261 240V239H260ZM2 241V240H1ZM9 241V240H8ZM32 241H34L33 239H32ZM75 241H77V239H75ZM105 241V240H104ZM115 241H116V239H115ZM201 241H202V239H201ZM215 241V240H214ZM220 241H222V240H220ZM218 242V239H217V241H215V242H218V243H221V242ZM245 241V240H244ZM4 242V241H3ZM6 242V241H5ZM4 242V243H5ZM16 242V243H17ZM41 242H43V241H39V245L41 244ZM74 242V241H73ZM100 242H103V240L102 241H100ZM116 242H119V241H116ZM156 242H161V240L160 239H158V240H156ZM186 242V241H185ZM194 242V241H193ZM195 242H197V241H195ZM203 242H205V241H203ZM215 242H212V243H215ZM263 242H264V240H263ZM262 242V243H263ZM9 243H13V242H11V241H9ZM8 243V244H9ZM13 244V245H17V244ZM44 243V242H43ZM42 243V244H43ZM61 243V244H60ZM65 243H68L69 244V242H65ZM87 243V242H86ZM98 243H99V241H98ZM120 244H121V242H119ZM138 243H139V241H138ZM187 243H189V241L187 242ZM192 243V242H191ZM198 243V242H197ZM200 243H202V242H200ZM200 243H198L199 244V246H201L200 245ZM208 243V241L206 242V244ZM224 243V242H223ZM243 243V242H242ZM246 243H247V241H246ZM3 244V243H2ZM1 243H0V246L2 245ZM29 244V245H28ZM34 244V243H33ZM36 244V243H35ZM45 244L46 243H44L42 246H45ZM49 244V243H48ZM76 244H77V242H76ZM80 244V243H79ZM79 244H77V245H79ZM82 244V243H81ZM81 244H80V246H81ZM94 243H92V245H93ZM100 244V243H99ZM125 244H127V243H125ZM209 244V243H208ZM244 244V243H243ZM5 245H6V243H5ZM12 245V246H13ZM38 245V246H39ZM50 245H51V242H50ZM74 245H75V242H74ZM76 245V247H79V246H77ZM100 245H102V244H100ZM104 245H105V243H104ZM103 245V246H104ZM189 245H190V243H189ZM209 245H211V243L209 244ZM214 245V244H213ZM4 245H2L1 247H3ZM9 246V245H8ZM36 246H37V244H36ZM54 246V245H53ZM71 246V245H70ZM73 246V245H72ZM207 246V245H206ZM226 246V245H225ZM229 246H230V243H229ZM229 246H228V248H229ZM243 246V245H242ZM241 245H240V247H242ZM245 247H247L246 245H244ZM0 247V248H1ZM5 247H7V246H5ZM5 247H4V249H5ZM33 247V246H32ZM41 247V246H40ZM51 249L53 248V247H51V246H49ZM65 247V246H64ZM63 247V248H64ZM105 247V246H104ZM208 247V246H207ZM220 247V246H219ZM218 247V248H219ZM31 248V247H30ZM48 248V247H47ZM54 248H57V246L56 247H54ZM59 248V247H58ZM66 248V247H65ZM73 248L75 249V247L73 246ZM98 248H100V247H98ZM209 248V247H208ZM264 248V247H263ZM3 249V250H4ZM9 249V248H8ZM13 249H14V246H13ZM39 249V248H38ZM70 250H71V248H69ZM67 250V251H70V250ZM77 249V248H76ZM102 249V248H101ZM193 249V248H192ZM200 249V248H199ZM222 250H223V252L225 253V254H228V249H226V248H224L223 247V245H222V248H221ZM230 249V248H229ZM1 250H2V248H1ZM16 250V249H15ZM57 250V249H56ZM60 250V249H59ZM62 250V249H61ZM103 250V249H102ZM102 250H100V249H98V252L99 251H101V252H103ZM188 250H190V249H188ZM216 250V249H215ZM215 250H213V251H215ZM220 249H218L217 250V252L219 251ZM221 250V251H222ZM6 251L7 250H5L4 252L6 253ZM14 251V250H13ZM64 251V250H63ZM72 251V250H71ZM70 251V252H71ZM104 251H106V248H104ZM192 252L194 251V249L193 250H191ZM1 252V251H0ZM4 252H3V254H4ZM8 252V251H7ZM15 252V251H14ZM14 252H13V255H14ZM53 252V251H52ZM51 252V253H52ZM60 252V254H62L61 253V251H58V253ZM87 252V251H86ZM192 252H190V256H191V253ZM212 252V251H211ZM222 252V253H223ZM2 253V252H1ZM54 253V252H53ZM56 253V252H55ZM65 253V252H64ZM63 253V254H64ZM74 253V251L72 252V254ZM2 254V255H3ZM24 254V255H25ZM28 254H29V252H28ZM28 254H26V255H28ZM47 254V253H46ZM57 254V253H56ZM67 254V253H66ZM75 254V253H74ZM181 254H183V253H181ZM225 254H222V255H224L225 256ZM0 256V257H3V256ZM15 255H16V252H15ZM196 255V254H195ZM205 255V254H204ZM18 256V255H17ZM16 256V257H17ZM74 256V255H73ZM183 256H185L186 257V253L183 255ZM190 256L189 257H186V258H190ZM194 256V255H193ZM236 256V255H235ZM250 256V255H249ZM13 257V256H12ZM30 257H31V255H30ZM33 257V256H32ZM38 257V256H37ZM37 257H35L36 259H37ZM54 257V256H53ZM57 257V256H56ZM61 257V256H60ZM219 257H220V255H219ZM218 257V258H219ZM226 257V256H225ZM4 258V257H3ZM19 258V257H18ZM46 258V257H45ZM207 258H208V256H207ZM210 258V257H209ZM221 258V257H220ZM228 258V257H227ZM1 259V258H0ZM35 259V260H36ZM48 259V258H47ZM50 259V258H49ZM58 259V258H57ZM72 259H74V257L72 258ZM71 259V260H72ZM192 259V258H191ZM198 259V258H197ZM200 259V258H199ZM198 259V260H199ZM253 259H255V258H253ZM17 260V259H16ZM34 259L32 258V261H33ZM38 260V259H37ZM40 260H41V257H40ZM190 260V259H189ZM209 260V259H208ZM221 260H222V258H221ZM220 260V261H221ZM226 260V259H225ZM240 260H248L246 257L244 258H242V259H240ZM1 261L2 260H0V264H2L1 263ZM56 261V260H55ZM223 261V260H222ZM236 261H238V260H236ZM249 261H251L250 259L247 261V263H250ZM255 261V260H254ZM35 262V261H34ZM209 262V261H208ZM208 262H204V263H208ZM225 262V261H224ZM42 263V262H41ZM41 263H38V264H41ZM44 263V262H43ZM55 263H57V262H55ZM60 262H58V264H59ZM73 263V262H72ZM171 263H173V262H171ZM203 263V264H204ZM247 263H245V264H247ZM3 264H4V262H3ZM13 264V263H12ZM15 264V263H14ZM17 264H18V262H17ZM48 264V263H47ZM53 264V263H52ZM62 264V263H61ZM76 264V263H75ZM209 264V263H208ZM241 264V263H240Z\"/></svg>",
  "mask_w": 264,
  "mask_h": 264
},
{
  "label": "crops",
  "instance_id": "crops-1",
  "mask_svg": "<svg viewBox=\"0 0 264 264\" xmlns=\"http://www.w3.org/2000/svg\"><path fill=\"white\" fill-rule=\"evenodd\" d=\"M262 175H264V174H262Z\"/></svg>",
  "mask_w": 264,
  "mask_h": 264
}]
</instances>
